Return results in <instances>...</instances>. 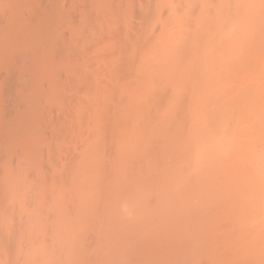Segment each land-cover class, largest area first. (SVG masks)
<instances>
[{
	"label": "bare ground",
	"instance_id": "6f19581e",
	"mask_svg": "<svg viewBox=\"0 0 264 264\" xmlns=\"http://www.w3.org/2000/svg\"><path fill=\"white\" fill-rule=\"evenodd\" d=\"M11 1H12V3H10ZM100 1L101 0H95V1L93 0L92 2H94L95 5L97 2L98 7H99V6H102L101 3L103 4L104 0L101 2ZM106 1H104V2L106 3ZM119 1H117V2H119ZM125 1L126 0L123 1L124 3L122 2L123 6L125 7V4H126L127 5L126 8H129V9L127 11L126 8H124V7L122 8L123 9L122 11H125V13H126L125 14L126 17L124 15H122L123 16L122 20L124 22L123 26L125 27V29H122V30L125 31V34L127 33L126 36H127L128 40H130L129 42L131 44L127 42L128 40L126 42L125 41L121 42L118 40V38L116 40H114L113 44H112V42L109 43L110 45L111 44L114 45L113 47L111 46L112 48H114V52H112V48H109L108 51L110 49L111 50H110V53L107 52V53H109V54H107L108 60L105 57L103 59H104V61L111 62V63H108L107 65L105 64L106 66H104L106 68L110 66L109 69L108 68L107 69L111 70V72L107 70V73L110 74L111 77L106 74L108 76L107 77L104 74V76L107 77L108 80L102 79V81H99V83H98L99 87L102 85V88H104V89L108 88V91L104 90L102 88L99 89V87H97L98 84H95L96 87H95L94 93H91L93 91L89 92L88 91L89 89L87 90V92H89L90 95L91 94H93V95L90 96V95H87L89 93L84 92V94L86 93V95H85L86 97L87 96L91 97V98L90 97L86 98V99H89V100H86V103H85L86 108H85V104H83L85 102L84 94H83V101L84 102L81 100L82 102L81 101L80 102L82 104H80V102L78 101V106L80 107V109L85 108L84 112H83V110H81V112L83 114L80 112V109H79L80 116H81V114L85 115L84 117L81 116L82 121H79V122L82 123L84 120H86L85 123L86 122H87V124L89 123L88 125L86 124V128H87V126L89 127V130L86 129L87 132L89 131V133H87L86 136L89 135V137H91V139L89 141V137H86L84 135V134H86L85 129H84L83 130L84 134H82V135L85 136V138H86L85 141L88 140L90 142L89 143L87 141L88 142V144H87V142L84 143L85 141L83 142V140H81V142H83L85 146L88 145L87 148L83 144L81 147L82 152H85L84 150H86V149L88 150V151H86V155H85V153L83 154L80 152L82 154V157L84 155H85L84 157H86V158L83 157L80 159L83 162V165L85 164V166H81L82 164H80L78 162L80 160H78V161L76 160L79 163V165L74 162L76 165H75V167L72 166V167H74L73 169H75L77 167H81V168H79L80 170H78V171H80L79 173L81 174V176L79 174V177H77L78 171H76V169H75V171L77 173L74 174L75 171L72 169V167H71V170L66 174L64 172H62L63 170L64 171L67 170L66 167H64V168L61 167V168H63V170L61 171V169H59V172H58L57 168H55V169L51 168V170L52 169H54V170L57 169V170L55 171V173H54V170L46 172L47 174L50 172H51L50 174H52V177L50 180L53 183L50 182L51 183L50 184V183H48L49 181H47L50 178L49 177L50 174H48L49 175L48 176L45 173L44 174L45 177H44V175H42L44 173V170H41L42 168H34V169H37L36 170L37 175L40 174L41 172H43L42 174H40L38 176H42L44 179L37 177V176H34L35 178L33 176H30V175L29 176L33 177L36 180L35 181L32 178L34 183H36L39 186L40 185H43V186H41L42 191L40 190V187H38V189L36 188L38 190V192L37 191L34 192L33 187H32L31 192H30L29 188L31 186L29 185V183L31 182V180H29L28 183H27L28 179H26L25 182L23 181V180H25V178H28L27 177L28 174L26 175L27 172L25 173L26 169L24 170V168H27V167L23 166V165H26V163H28V161L25 160L26 161L25 164L21 161L22 162L21 167L22 168L24 167L22 169L24 171L23 175H25L24 179H23L24 176H22V171L20 170L21 168L20 167L17 168L20 170V173H21L20 176L22 177L23 180H20L21 177L19 178V176H18L19 173L16 172V175L18 177H16V175L14 176L11 174V173L15 174L14 171L16 170L15 168H12V166H9L11 164H9L7 166L6 164L3 163L4 165H2L5 167L4 168L2 167V169H1V170H3L1 172H4V173H3V175H0V178H2V179H0V181H1L0 184L1 185L5 184V186L7 187L6 192L8 193V196H7V193L4 191L6 193V195L4 194L6 196V197L4 196V198H8V199H6L7 203L6 204L3 203L2 205L7 206V204H8L10 207L12 206V210H13L15 205L20 206L21 204H23L24 203V202H22L23 200L25 201V199H26V201L27 200L29 201L32 197L27 199V198H25V196L26 197L30 196V195L33 196L32 192L35 193L33 196L35 201H33L32 199L30 200V201H32V203L34 202L33 205H29L30 207L33 206V211L32 210L31 211H24L23 210L24 212H22V208H20V207L23 205H26V203H28V201L25 204L18 207L19 210H15V209H17V206L13 210V212L16 211L15 213H17V214H18V212H19V214H21V213L25 214V212H26L25 215L28 217L27 218L28 223H26V226L23 223V221L21 223V220L26 218L24 214L23 215L21 214L22 216H24V218H21L20 220L16 219L17 220L16 223L19 222L20 224H22V226L20 224H17V225H20L21 228L20 227L17 228L18 227L17 225H16L17 227L14 226L15 221L13 223V219H15V218H13V214H8L10 211L12 212V210L8 211L10 209L9 206H8L9 209L7 210L8 211L7 214H3V213H6V211L3 212L0 209V213H1L0 214V264H60V263L63 264V262L66 261L67 259L64 260L63 262L61 260H63V258H62L63 256L65 259L66 253L63 252L62 254L59 255L58 251L62 252V250L65 249L69 245L68 243H71V246L75 243L77 244V241H75V240H78V239H79L78 243H79V241H80V243H82L81 241L87 239L85 242H87L89 244L91 242V241L88 242L90 240L89 238H91V240H93V241L95 239L100 240L101 234L99 235V233H101V231L102 232L103 231H106V232L109 231L106 234L109 237V238L106 237V240L109 243L107 241L101 240L100 241L101 243H99V244H101L102 247L104 246L105 248H106V246H105L106 243H107V246L111 245V243L116 244L115 246H113V245H111L112 247L110 246L111 248L116 247V249L114 250L115 252H117L116 250H118L119 247L121 246L120 252L123 251L124 253H126V255L124 253L117 255V253H119V252H117L115 254V252L113 250H110L111 248L109 250L107 249L109 247H107L106 249L108 250V252L112 251L114 253V255L119 256V259H120L121 255L123 257L125 255L126 258L125 257L124 258L127 259L128 255L130 253L131 255H129L130 258L128 257V260H129L128 264L131 262L130 260L133 258L135 260L133 259L132 261L135 262L136 264H142L144 262L147 263L146 260H148L147 258H149L148 257L149 255L151 258V256L154 255L153 252H157V250L159 248H161V251H162V247L164 249L165 248L164 246H166V245H168V247H171L169 250L172 249L174 251V253H176V257H174L175 256L174 253H173L174 256L172 253L170 254L171 251L167 250L168 247L166 246L165 249L169 252V253H167V251H165L166 255L162 254V252L165 253L164 251L161 252L158 250L159 251L158 253H161L162 255L166 256V257L164 256L165 259L163 258L162 255L155 253L159 256L155 255L152 257L151 262H153V264H177V262L179 263L181 259L180 260L178 259L179 260L178 261L176 258L182 257V256H180V254H181L180 251H182V253H183V250H185L186 257L188 258L189 264H197L198 260H200L202 258L205 259L204 261H206L208 259L207 264H264V0H154L153 2H156V4H155V7L153 9L150 7V5H147L150 2H152V1L149 2V0H148L149 3H147V1L144 3V1L138 0L140 2L139 5L141 7L135 6L139 3L138 2L136 4L135 0H133L134 3L133 2L130 3V1H132V0H130V1L127 0L128 2L127 1L125 2ZM6 2H8V1L0 0V7L4 8L3 10H6L5 9L6 7H2ZM50 2L53 3V1H50ZM9 3L12 4V5H10L11 6L10 10H12L11 12H14L15 15L22 13V11L20 12V10H21L20 5L22 4V8H23V2L22 3L20 2V5L18 4V7L20 8V10H19V8H16L17 3L14 5L13 0H10ZM113 3H114V1H113ZM127 3H129L131 5H129ZM31 4H34V3H31ZM145 4H146V6H149L148 8L146 7L147 10L149 8H151V9H149V11L152 10V13H148V11H146L144 9L147 12L146 13L147 17H149L148 14L151 16L149 18L150 20L148 18H146L148 20V21H146L147 24L144 23V21H145L144 17L146 14H145L144 10H141L142 8L145 7ZM36 5H38V3ZM95 5H94V7H95ZM12 6H15V9H17L19 12L17 13L12 8ZM75 6H77V5H75ZM133 6H135L134 9L132 8ZM27 7H29V6H27ZM43 7H45V6H43ZM47 7H48V5H47ZM66 7H68V6H66ZM136 7H137V9L140 8L139 10H141V12H139V13L141 16L142 15L143 16L140 19L138 16L139 14H136L138 16V19H140V20L135 22V19L133 20V17L135 15L131 17L130 14H128V13L132 12L131 15L133 13L135 14L134 10L136 9ZM59 8H61V6L58 7V9ZM96 8H97V5H96L95 9ZM110 8H112V7H110ZM116 8H117V6H116ZM98 9L100 10V8H97V10ZM3 10H1V11H3ZM55 10L56 9H54V12H55ZM97 10L95 12H97ZM107 10H109V9H107ZM11 12H10V14H11ZM43 12H45V11H43ZM23 13L25 14V10L23 11ZM60 13L61 12H59V14ZM35 14L36 13H34L33 15H35ZM127 14L129 15V19H130L131 23L133 20L135 22V24H137V25L140 24V26H137V25L133 24L134 22L132 23L133 25H135L134 26L135 29H133V31L134 30L136 31L138 29L141 30V32L138 31L139 34L136 33L133 36V31L132 32L130 31V33H128L129 31L127 32L126 29L127 28L129 29V26H128L129 22H127V20H128ZM13 16H14V14H13ZM18 16H16V18ZM83 16L85 17V15H83ZM105 16L107 17V15H105ZM105 16H103V18ZM109 16H110V14H109ZM114 16H115V14H114ZM122 16H120V17H122ZM12 17L10 18V20H8V22L10 21L9 23H11V24H13L12 22L14 21L13 20L14 18L12 19ZM23 17H25V16H23ZM124 17H125V20H124ZM16 18H15V20L19 23V24H16L17 22L14 21V23L16 22L15 24L17 25V30L14 29V27H12L11 28L12 30L11 29L10 30L12 31L13 37H15L14 39H16L17 37H19L18 39H21V37L19 36V33H21V30L19 29L20 30V32H19L18 26L21 25V22H23V21H22V19L17 20ZM19 18H21V16ZM28 18H29V16H28ZM28 18H27V21H28ZM31 18L33 19V17H31ZM57 18L59 19V17H57ZM60 18H61V16H60ZM87 18H89V17H87ZM32 19H30V20H32ZM39 19H40V17H39ZM43 19H44V17H43ZM58 19H55V21ZM85 20L86 21L83 20L81 25H83L84 22H85V24H86V22L88 23L89 19L85 18ZM94 20H95V18H94ZM118 20L121 21L120 18ZM19 21H21V22H19ZM113 21L114 20H112L111 22H113ZM44 22H45V20H44ZM49 22H51V21H49ZM125 22L127 24H125ZM137 22H139V24ZM140 22L141 23L143 22V23L141 24ZM24 23H25V25L27 24L28 26H25ZM90 23L87 25H90ZM131 23H130V25H131ZM161 23H162V26H159V25H161ZM22 24H23V30H25L26 28H27V30L30 29V28H28L29 22L27 23L25 21ZM32 24L35 25V23H32ZM65 24L66 23H64V25ZM69 24H68V27L69 26L71 27L72 25H69ZM107 24H110V23H107ZM115 24H117V23H115ZM144 24L146 25V27L143 26ZM147 25H149V26H147ZM37 26H39V24ZM61 26H63V25H61ZM83 26L81 27V29L84 28ZM98 26H100L102 28L101 24L100 25L98 24L97 28H96L97 30L100 28ZM153 26H155V28ZM4 27H6V26H4ZM19 27H21V26H19ZM56 27H55V29H56ZM73 27L74 26H72V28ZM137 27H138V29H136ZM157 27H158V29H157ZM0 28L4 29L3 27H0ZM112 28H114V27H112ZM2 29H0V33H2L0 35L2 37L3 36L8 37L10 34L7 33V30H6L7 27H6V29H4L6 33L4 31H2ZM73 29H75V27ZM106 29H108V28H106ZM118 29H116V30H118ZM145 29L148 31L155 30V32H156V33H154L155 36L154 37L152 36V38H150V41H149V37H151V35L150 36L147 35V38H144V37H146L144 34V36L141 37L143 35L142 32ZM15 30L19 33L17 34V32ZM84 30H85V28H84ZM84 30H81L80 34H83L81 32H83ZM94 30H95V28L93 30H91V32H94ZM97 30H95V31H97ZM104 30H105V28H104ZM88 31H89V29H88ZM124 31H122L123 34H124ZM32 32H33V30H32ZM34 32H35V30H34ZM34 32L31 33V35L32 34L34 35ZM66 32L68 33V31H66ZM77 32L78 33H76V32L75 33L79 35V30ZM104 32H106V31H104ZM115 32H117V31H115ZM15 33L18 35L17 37H16ZM28 33L30 34V30L28 31ZM50 33H51V31H50ZM73 33H74V31H73ZM96 33L97 32H94V35L92 33V36L89 34V36H91V38L88 36L87 39L90 38V41H91L92 37L96 36L95 35ZM107 33H109V32H107ZM3 34H8V35H3ZM110 34L109 35L107 34V35L110 36ZM113 34H111V36ZM123 34H122V36L124 37L125 35H123ZM129 34H130V36H129ZM137 34L139 36H137ZM140 34H142V35H140ZM12 35H11V37H12ZM28 35L24 36L23 40L25 41V43L22 44L20 42L19 44L21 46L24 45V48L26 47V48H28V50L30 49L29 51L34 53L35 51H37L39 49L36 46L37 50L35 49V51L33 52V50L31 49L32 48L31 46L33 44L32 42L30 43L31 46L30 45L28 46V42H27L28 40H25L28 37L30 38V35L29 36ZM38 35H39V39H40L41 34H38ZM57 35H55V36H57ZM87 35H88V33H87ZM105 35H104V37H105ZM131 36H133V37H131ZM37 37H38L37 34H35L34 38L36 41L38 39ZM113 37L114 36H112V39L116 38V36H115V38H113ZM134 37H136L137 39L139 38L138 40H141V41H138L137 43L132 41L131 39H133ZM12 38L8 39V40H14ZM41 38H43V36ZM129 38H131V39H129ZM0 39L2 40V38H0ZM7 39L4 43H1V44L4 45L7 42ZM30 40H31V38H30ZM42 40L43 39H40V41H42ZM59 40H61V39H59ZM122 40H124V39L122 38ZM3 41H4V39H3ZM44 41L45 40H43L42 42H44ZM90 41H89V43H91ZM115 41H116V43H115ZM33 42H34L33 45L35 46L36 42L34 40H33ZM139 42H142V43H139ZM9 43H11V42H9ZM97 43H99V42H97ZM123 43H125V47L123 48V46H122V48L119 49L121 46L119 44H123ZM19 44H17V45H19ZM46 44H47V42H46ZM48 44L46 46H48ZM3 45H2V47H3ZM141 45H143L144 47L146 46L145 48L142 46V48H141L142 51L140 49ZM83 46H81V47H83ZM116 46H118V47H116ZM0 48H1V46H0ZM21 48L24 49L23 46ZM21 48L19 47L20 51H21ZM116 48H117V51L115 50ZM16 49H18V48L16 47ZM51 49H53V48H51ZM137 49H139L140 52ZM5 50L3 52V56H1V53H0V58H2V57L8 58V56L4 55L6 53ZM28 50L25 49V51L27 53H28ZM103 50L106 51L105 48ZM0 51H2V49H0ZM25 51H23V52H25ZM105 51H103V52H105ZM115 51L117 52V54ZM23 52H21V53L25 55L26 52L25 53H23ZM118 52H120L121 54ZM36 53H38V52H36ZM69 53H70V50H69ZM113 53H114V55H113ZM122 53H124V54H122ZM135 53H136V55H134ZM29 54L31 55V53H29ZM40 54H39V57H40ZM109 55L115 56V58H116V59L114 58L115 62L116 61H117V63L119 62L118 64H120V65L116 64L114 62V60L110 61ZM119 55L121 56V58L122 57L124 58V61H122L123 58L121 59L122 64L119 61L120 59L118 60ZM131 55H133V57H136V58H131L132 57ZM127 57H129V58H127ZM93 58H91V59H93ZM8 59H6L7 61L6 60L5 61L8 62ZM34 59H36V58H34ZM0 61H3V60L0 59ZM10 62L11 61L8 62L9 65H10ZM46 62L44 61V63H45L44 66L46 65ZM56 63H57V61H56ZM66 63L67 62L65 61L64 65ZM68 63H70V62H68ZM123 63H125V65ZM47 64H48V62H47ZM111 64L113 65V68L111 67L112 66ZM114 64L118 65V67L115 66ZM69 65L73 66V63H70ZM100 65L102 66L103 64L101 63ZM123 65H124V67H122ZM91 66H92V64H91ZM119 66L122 67L121 71H118V70H120ZM67 67H69V66H67ZM40 68H42V67H40ZM49 68L50 67H48V69ZM63 69L61 71H63ZM66 69H68V68H66ZM69 69H70V67H69ZM83 69H85V68L83 67ZM130 69H131L130 72H132V74H134L136 77L131 76L130 73H129L128 77H126L127 74L125 72H127ZM94 70H95V68H94ZM115 70L117 71V73H115ZM50 72H52V71H50ZM100 72H102V70ZM121 72L123 73V75ZM102 73H104V72H102ZM111 74H113V75H111ZM49 75H51V74H49ZM97 75H98V72H97ZM115 75L117 76V78ZM40 76H41V74L38 75V77H40ZM119 76H121L122 78ZM29 77H31V76H29ZM89 77H91V76H89ZM118 77L121 78V79H119V80H121V82L119 80H117ZM109 78L111 79V81L109 80ZM132 78H134V81L132 82V86H134V89L138 86V88L134 91H132V88L130 86H128L130 84V81L132 80ZM60 79H59V81H60ZM97 79L99 80V78H97ZM50 80H51V78H50ZM57 80L55 79L56 82H57ZM122 80L123 81L126 80L125 81L126 83L125 82L123 83ZM136 80H138L137 84H136ZM109 81H110V83H108V85H107L106 82H109ZM117 81L120 82V83L118 82V84H123V85H120V87H119V85L117 84ZM60 82H59V84H60ZM95 82H97V81H95ZM111 82H114L115 85L118 87V89L113 83L111 84ZM2 83L7 85L8 82L7 83L2 82ZM26 83H27V81H26ZM61 83H63V82H61ZM46 84L48 85V83H46ZM63 84H61V86ZM124 84L125 85L127 84V85L125 86ZM105 85H107L108 87ZM8 86H10V85H8ZM24 86H25V83H24ZM26 86H27V84H26ZM51 86H52V84H51ZM109 86H115L116 88L114 87V89H116V90H113L112 89L113 87H109ZM34 87H37V86H34ZM47 87H49V86H47ZM122 87H124V88H122ZM125 87H127V88H125ZM1 88H3V85ZM1 88H0V90H1ZM50 88L47 89V90H49V92L51 90ZM96 88L99 89L98 90L99 92H95ZM110 88L112 89V91ZM125 89L126 90L130 89V90L125 92ZM4 90H6V89L4 88ZM9 90H11V89H9ZM29 90H30V88H29ZM68 90H69V88H68ZM100 90H102V92ZM41 91H39V92L41 93ZM55 91H57V90L55 89ZM72 91H74V89ZM105 91H107V92H105ZM121 91H123V92H121ZM21 92H22V90L20 91V93ZM128 92H130V93H128ZM132 92L134 93L133 95H131ZM99 93H100V95H99ZM101 93H104V96ZM119 93L121 95L123 94L122 95L123 98H121V95ZM43 94H44V92H43ZM75 94H77V93H75ZM94 94L95 95L98 94V95H96L97 97ZM41 95H42V93H41ZM106 95L108 98L107 100L105 99ZM109 95H113V96H110V98H109ZM126 95H127V97H126ZM100 96H102V98H104L103 100H105L104 105L102 104L103 100L101 99ZM130 96L133 98L130 99ZM56 97L53 94V95H50L49 98L53 102V99L55 101ZM112 97H114V98L118 97V98H117V100L115 99V102H114V100H113L114 98H112ZM92 98H93L94 102H92L93 101V100H91ZM46 99L48 100V98H46ZM126 99L129 101H127ZM109 100H110L111 104L109 103ZM130 100H131V104L129 106L128 102H130ZM71 101H73V100H71ZM87 101H88V103H87ZM96 101H99L100 103L96 102ZM118 101L120 102L121 107L118 105V103H117ZM121 101H122V103H121ZM91 102H92L93 106H92ZM95 102L99 103V104H97L95 106V104H94ZM106 102H107V104L109 103L108 106H107ZM113 102H114V104H113ZM125 102L127 103V105ZM68 104H69V101H68ZM89 104L91 105V108H90ZM62 105H65V104H62ZM81 105L82 106L84 105V106L82 107ZM23 106H25V105H23ZM102 106H104V108ZM106 106L108 108H109V106H111L110 108L113 107V109L110 110V108H109V109H107L108 110L107 111ZM118 106L120 108H117ZM122 106H124V107H122ZM79 107L76 108V112H78L77 110ZM125 107H126V110L124 111ZM95 108H97V109L99 108V111L103 110V112L102 113H101V111L98 112V110H96ZM121 108L123 111L121 110ZM0 109L3 110L4 108H0ZM86 109L89 111V113L86 112ZM90 110H91V113H90ZM15 111H17V109ZM57 111H58V109H57ZM114 111H116V112L118 111V112L116 113ZM119 111H121V112H119ZM2 112H4V111H2ZM110 112H112V113H110ZM59 113H60V111H59ZM74 113H75V111H74ZM74 113H73V115H75V114L77 115V113H75V114ZM103 113L105 114L104 115L105 117H103ZM114 113H116V114H114ZM118 113H119V117H118ZM125 113H126V115H125ZM19 114H21V113H18V115ZM64 114H66V113H64ZM89 114H91V115H89ZM99 114H101V116H99ZM108 114H109V116H108ZM128 114H129V116H127ZM78 115H79V113H78ZM92 115H93L94 119H96V118L97 119H96V121L92 120L91 124H90V120H91L90 118ZM116 115L118 118L116 117ZM44 116H46V115H44ZM72 116H71V120L74 117V116L73 117ZM77 116H75V117H77ZM19 117H20V115H19ZM47 117H49V115ZM85 117H86V119L83 120V118H85ZM88 117H90V118H88ZM100 117H103V119L105 118L104 119L105 122ZM109 117H113V118L110 119ZM120 117L122 119H120ZM77 118H79V116ZM98 118H99V120H98ZM15 119H17V116ZM20 119H22V118L20 117ZM48 119L50 120V118H48ZM123 119L124 120L129 119V120H128V122L125 121V123H124ZM12 120H13V117H12ZM12 120H10V121H12ZM36 120H37V118H36ZM66 120L67 119H65V121ZM50 121H52V120H50ZM97 121H99V122H97ZM129 121L131 123H129ZM27 122H28V120H27ZM71 122L75 123V121L74 122L70 121V123ZM109 122H111V124ZM15 123L16 122L14 121V125H16ZM118 123L120 124L119 127L116 126V125H119ZM50 124H53V123H50ZM93 124L94 125L96 124L97 127H96V125L94 127ZM98 125L102 126V127H99ZM110 125H112L113 127ZM33 126H35V125H33ZM58 126H60V125H58ZM73 126H72V128H73ZM75 126H76V124H75ZM78 126H80V125H78ZM82 127H84V125ZM82 127H80L79 129L81 130ZM90 127L93 130H95V129L98 130V128H99L98 132L99 133L101 132L100 138H102L103 135L105 137V134L108 135L111 132L110 135L106 136V138L107 137L110 138V141H109L110 143H106V142H108L106 138H105L106 141L100 140V141H103L104 145H106V144L111 145V142H112V145L110 147H112L113 149L115 147V149H114L115 154L113 153V149L109 148L112 151V152H110V154L113 153L115 156L114 157L113 154L110 155L111 158L108 156L107 159L111 162L107 161V159H105L106 157L103 156L105 154L107 156L108 155L107 153L110 150L107 152L108 149L106 150L105 146L102 147L101 145H103V144H101V142L99 145V141H97V140L95 141V138L93 136V133H95V131L92 132V129ZM10 128H12V127H10ZM33 128H35V127H33ZM55 128H56V126H55ZM68 128H71V127H68ZM106 128L108 130H106ZM1 129H3V128H1ZM5 130H7V132L11 133V131H8L9 129H5ZM5 130H3V131H5ZM107 131H110V132H107ZM120 131H122V132H120ZM59 132H61V131H59ZM81 132L82 131L78 132V137H79V135L82 137V135L79 134ZM102 132H104V133L102 134ZM117 132H118V134L116 136ZM68 133H69V131H68ZM26 135H27V133H26ZM57 135L59 136V134H57ZM61 135H63V134H61ZM73 135H74V131H73ZM34 136H36V135H34ZM39 136H41V135L39 134ZM92 136L94 138V141L92 140L93 139ZM63 137H65V133H64ZM68 137H69V135H68ZM81 137H80V139H81ZM2 138H4L3 135H2ZM70 138H73V137L70 136ZM75 138H77V137L75 136ZM85 138L82 137V139H85ZM115 138H117V139H115ZM63 140H64V138H63ZM70 140H72V139H70ZM91 140H92V142H91ZM112 140H115V141H112ZM1 141L2 140L0 139V143H2ZM32 141L34 142V140H31V142ZM38 141H40V140L36 139V142H38ZM51 141H52V139H51ZM56 141L58 142V139ZM9 142H7V143H9ZM43 142L44 141H42V143ZM73 142L75 143L76 141H73ZM113 142H114V145H113ZM22 143L23 142H21V145H22ZM32 144H35V146H36V143H32ZM39 144H40V142H39ZM57 144H59V143H57ZM28 145L30 146V143ZM46 145L49 146L48 144H46ZM25 146H26V143H25ZM76 146L79 147V144H77ZM100 146L103 149L105 148L104 151H103V149H101L104 154L102 152H100L101 151ZM49 148H51V147H49ZM83 148H84V150H83ZM8 149L10 150L11 148H8ZM14 149L16 151V148H14ZM6 150L7 149H5L4 152H6ZM47 150H48V148H47ZM34 151H35V149H34ZM34 151H31L30 153L29 152L27 153V151H26V156L30 159V161H33V163H32L33 166H34V163L36 162V159H38V158H36V155H38L36 153V151H35V154L33 153L35 155V159L33 158V155L31 153ZM48 151H50V150H48ZM56 151H58V149ZM77 151H79V150H77ZM68 152H70V151H68ZM8 153H11V152H8ZM27 154H31L32 156L31 155L29 156ZM42 156H43V154H42ZM27 157H26V159H28ZM30 157H32L33 160ZM2 158L4 159V157H1V159ZM71 158H72V156H71ZM87 158H88V160L85 161V163H84L83 160H86ZM6 159H8V158H6ZM24 159H25V157L22 158L21 160L24 161ZM69 159H70V157H69ZM8 160H7V162L10 163L11 161L9 162ZM30 161L27 165L31 164ZM104 161H107L109 163L107 164ZM16 162H17V160H16ZM62 162H64V161H62ZM68 162H70V161H68ZM20 165H21V163L18 166H20ZM62 165H64V164H62ZM107 165L109 167H107ZM29 166L27 169H29ZM68 166L70 167V165H68ZM32 168H31V170H32ZM45 169L48 170L47 168H45ZM38 170L39 171L41 170V171L38 173ZM49 170H50V168H49ZM72 170H73V172H72L73 175L77 174L76 177L74 176L75 179L72 178L73 177L72 175L70 176ZM5 171H7V172H5ZM1 172H0V174H1ZM32 172H34V171H32ZM57 172L58 173L61 172V173H64L66 175L65 177H62V174H59L61 176V178H63L62 180H65V179L67 180V182L66 181H63V182L69 184L68 183L69 181L73 180V183H74V180H75V183H76V186H75V184L74 185L71 184V185H73L74 188L77 187L76 188L77 190L74 189L75 190V192H73L74 194H72V190H73L72 187H70V189H72V190H70L68 187H66L65 190L66 191H67V189L70 190L71 193L68 194V196H70L69 198L74 197L71 200H74V203L75 202L79 203V204L75 203L74 207L76 206L75 208H78L77 206H80L81 208L79 207L78 209H74L73 206H70V208L73 207L74 210L72 209V211L74 213L72 211L69 212V214H68L69 217H67V214H66L69 211V206H67V208L63 207V209H68V211L63 210L65 213L63 211L59 210L61 212V213H59L60 215L58 214V209L56 207V205L57 206L61 205L60 203L63 204L64 201H66V202H64V204L66 203L65 205H67V203H69V199L67 198L68 196H66L67 194L64 193L66 191L63 189L67 184L64 183V187H63V185L61 186L59 184V183H61V184L63 183L61 179H58L61 181L59 183H57V180H52L56 177L60 178V176L57 174ZM5 173H10V174H5ZM83 174H85V175H83ZM103 174H104L105 180H100ZM33 175H35V174H33ZM2 176H6V177L3 178ZM46 176H47V178H46ZM67 176H69V178ZM36 177L38 178V180L36 179ZM39 178H40V181L44 180V181H41L42 184L39 182ZM70 178H72V179H70ZM80 178H81L82 182H80ZM2 180H4V181L6 180V183ZM37 181L40 184L37 183ZM45 181H47V182H45ZM76 181H79V182L77 183ZM25 183H26V185H23ZM34 183H33V185H34ZM27 184H28V186H30L29 188L26 187ZM35 185H34V187H35ZM58 185H60L61 188L64 190L63 192H62L61 188H60L61 191L58 189V187H60ZM86 186L87 187L89 186V187L86 188ZM42 187H44V188H42ZM1 188H2V186H1ZM3 188H5V187H3ZM49 188L52 192H50V190H47ZM78 188H79V190H78ZM82 188H85V189H82ZM80 189L82 190V192ZM90 189L91 190L93 189V190L90 191ZM2 190H4V189H2ZM88 190H89V192H88ZM28 191L31 193L30 195H29ZM40 192L42 193L41 195H40ZM54 192H55V194H54ZM58 192L59 193L62 192V194L61 193L58 194ZM67 192L69 193V191H67ZM78 192L82 193V195L79 193L80 197L77 196ZM84 192H86L87 194H85ZM101 192H104L102 198L100 195ZM27 193H28V195H27ZM43 193L44 194L49 193V195L45 194L46 197L43 198L42 197V195L44 196ZM105 193H106V195H105ZM107 193H108L109 198L107 197ZM51 194L52 195L54 194L56 196L53 198H50ZM0 195H2V194H0ZM35 195L37 197H35ZM61 195H63V196L60 197ZM75 195H76V197H75ZM85 195H86V198L84 197ZM97 195H100L101 199L99 198V201H98L99 204L97 205L96 209L98 207L101 208L100 205H103L105 200L106 201L108 200V201L107 202L105 201L106 204L104 203L103 208H104V206L108 207L109 205L110 206L112 205L111 209H110V207H108V209H109V210L107 209L108 211L103 209V208H101L103 211L100 209H99L100 211H98V209H97V211H98L97 214L99 213L98 215L95 213V211H94L95 209H93V207H95L94 200H95V198H97ZM47 196H48V198H50V199H48L47 202H49L51 200L49 202V204H46L47 203L46 202ZM104 196H106V197H104ZM40 197L43 199H37ZM83 197L85 198V200L83 199ZM60 198L61 199L63 198V200L66 198L68 201L67 200L62 201ZM80 198H82V199H80ZM88 198H90V199L88 200ZM106 198H108V199H106ZM36 199L40 203L45 201L44 203H42V205L46 204L45 205L46 207H47V205L51 206V203H52L51 208L53 206L55 208L53 207L51 209L48 206L47 208H49L48 209L49 211L44 206L42 208H40L41 204H39L36 201ZM52 199H53V201H52ZM103 199H105V200L103 201ZM76 200H80V201H76ZM20 201H21V203H20ZM92 201H93V203H90ZM35 202H37L40 206H36ZM112 202L114 203V205ZM81 203H83V204L86 203L85 206L82 204L84 210L82 208ZM28 204H30V202ZM34 205L36 206L35 210L36 211L38 210L39 213L44 208L46 209L47 212H50V213L46 214V211H42V213H41L42 215L40 214L39 215L40 217L38 218V213L36 215V212L34 210V207H35ZM87 205L89 207H91V209L86 208ZM106 205H108V206H106ZM8 207H4V208H8ZM38 207H39V209H37ZM60 207H58V208H60ZM4 208H2V209H4ZM23 208H24V206H23ZM24 209L27 210L26 208H24ZM80 209L83 210L84 212L79 211ZM85 209H87V210H85ZM88 209H90L89 211L93 210L92 212L95 213L94 215H96L97 217L100 218V222L103 219V216H102L103 214L106 216H109V217L104 216L106 218L104 219V221L103 220L102 221L104 222L103 224L106 225L105 222L110 220V222L109 223L107 222V224L108 225L110 224L111 231L113 233L110 231V229H109L110 227L108 225H106V227H101L103 225H100V223L96 220L98 218L96 216L92 215L93 213H89ZM28 210H30V208ZM52 210L55 212L57 211V212L51 213ZM75 210H77L76 212L81 214V215L78 214V216H77V214L75 213ZM104 211H105V213L102 214V212H104ZM106 212L107 213L109 212V214L107 215ZM15 213H14V216L16 215ZM43 213H45L44 217H45V215L49 214L48 217L46 216L47 218L45 217V220L43 219L44 218ZM63 213H64V215H63ZM70 213H71V215H70ZM83 213H85V214L83 215ZM86 213L88 215L89 214L91 215V216L90 215L89 216L91 218L92 223L94 221L96 223V221H97L99 223V225L91 223L90 224L91 226H89V223H90L89 220L90 219L87 218V220H85L86 217H84L85 215L87 217H89ZM100 213H101V217H100ZM82 215H83V217H82ZM114 216L116 219L114 218ZM117 216L119 217V220H118ZM93 217L96 219H94ZM68 218H72V219L74 218V219L72 221ZM78 218L81 219L82 221L78 220ZM34 219L36 221H34ZM67 219L70 220L71 222H67ZM107 219H109V220H107ZM113 219L115 220V222ZM105 220H107V221H105ZM42 221H46V223H44ZM87 221H89V222L86 223ZM175 221H178V223L181 224V226L178 230L176 228V232L174 231L175 227H173V226H175L174 224H176V223H174ZM40 222H42V223H40ZM84 222H85V224H88L87 228L90 227L92 230H90V228H88V229H89V231H92V232H94V230L95 231L97 230V228L94 227L95 225H96V227H97V225L100 226V227H98V229H99L98 235L100 237L95 236V237H97L95 239L90 237V236L94 237V234L97 235L96 234L97 231H96L94 234L92 233V235H90V236L88 234V236H89V238H88L87 235H85V234H87L86 232L89 233V231H87L88 229L86 228V225L85 226L82 225ZM122 223H125L124 225L125 226L127 225V226L123 228ZM126 223H128V224H126ZM129 223H131V224H129ZM111 224H113V226ZM114 224H115V226H114ZM81 225L83 228L80 227ZM128 225H130V226H128ZM118 226L120 227V229L123 228L121 230H123L125 232V234H124V232H119L121 230H119ZM133 226L135 227L134 230H133ZM176 226H178V225H176ZM49 227H50V229H52L51 230V233L53 235L52 238L50 237L51 233L48 232L50 230V229H48ZM52 227H55V228H52ZM65 227H66V229H65ZM79 227L82 228V230L80 229V231H82V232L79 231ZM84 227H85V229H84ZM112 227L115 229L113 230ZM14 228L20 229V230H18L17 234L15 233V232H17V229H15V231L11 230ZM93 228H95V229H93ZM100 228H102V230ZM159 228L160 229L162 228L161 233L156 232L157 231L156 229H159ZM129 229H131V230H129ZM75 230H77L79 233L77 231L75 232ZM126 230L129 232H127ZM153 230H155V231H153ZM68 231H70V232H68ZM84 231H86V232H84ZM116 231H118V233ZM151 231H153V232H151ZM159 231H161V230H159ZM13 232H14V235H11ZM71 232H73V233L71 234ZM148 232H151V234L154 233L155 235H156V233H158L157 235L161 234V235H159L160 241H161V238L163 236L164 240H167L165 238H168V240L165 241L164 243H167V242H169V243L164 244V245L163 244L159 245L161 247L158 248L157 247L158 246L157 237H154V238L152 236L150 237V235H151L150 234L149 239L152 238L150 240L151 242L149 240L145 239L146 240L145 243L148 244V242H149V244L150 243L151 244L149 246L147 245V247H145V244H141L143 241L142 242H139V241L143 239V236H145V235L147 236ZM77 233H78V235H77ZM126 233H128V234H126ZM174 233L177 234L178 236L182 237V238H187L186 241H189V243L186 242V245H181V243H180V245H179L178 244V242H179L178 236L174 237V240H173V236H174L173 234ZM69 234H71V235H69ZM114 234H116V235H114ZM15 235H17V238L14 239L13 236H15ZM72 235H75L76 237L72 236ZM111 235H113V237ZM117 235H120L121 237L118 238L119 236H117ZM9 236H12V238L15 241L13 240V242H12L11 237H9ZM82 236L84 239L81 238ZM126 236H128L127 240L125 238ZM129 236L131 237L130 243H129V239H128V238H130ZM72 237H74V238H72ZM49 238H51V239H49ZM48 239L52 240V243H51V241L49 242ZM70 239H72V240L68 242V240H70ZM109 239L111 240V242ZM169 239H171L174 242H172V241L170 242ZM5 240H7V241H5ZM41 240H43L44 243ZM112 240H115L114 243L112 242ZM120 240H122V241L120 242ZM164 240H162V241H164ZM176 240H177V242H175ZM203 241L205 243H203ZM5 242H7L6 246L4 244ZM95 242H99V241L95 240ZM104 242H105V244H104ZM125 242H127L129 245H131L129 253H127L128 252L127 249H129V247L127 246V243L125 244ZM9 243H10V247L13 246V249L8 247ZM45 243H48V245L47 244L45 245ZM119 243L120 244L122 243V244L120 245ZM91 244H90L91 247H88V249H90V250L93 246V244L92 245ZM170 244H173L174 246H176L175 247L176 249L174 248L173 245H170ZM81 245L84 246V244H81ZM94 245H96L97 247L99 246L98 243L97 244L95 243ZM118 245H120V246H118ZM125 245L128 247L127 249H125L126 248ZM137 245H139L141 247H139ZM143 245L145 248L143 247ZM49 246H51V247H49ZM75 246H78V244ZM75 246L73 245V248H75ZM87 246H89V245H87ZM87 246H84V248L80 247V246L79 247L81 249H86L85 247H87ZM122 246H124L125 248ZM151 246H152V248H151ZM79 247H77V248L80 249ZM131 247L133 249L132 251H131ZM138 247L140 248V250L144 249L143 251L145 254L150 253L149 255H146L147 256L146 259L144 258V256H143V258H140V256L142 257V255H141L142 253H140V251L138 252V250H139ZM153 247H155V248L157 247L156 248L157 250L155 251V248L153 250ZM8 248L12 249V251ZM94 248H96V247L94 246ZM98 248L100 249V247H98ZM98 248H96L95 250H91V251L86 249L83 251V254L85 253L84 255H87L85 257L88 258L89 256L90 257L96 256L95 254L97 253L96 258L95 257L92 258V259H96V260L100 259L101 258L100 255L103 254L104 256L111 257V258L105 259V257H103V258H101L102 260L100 259L101 261L99 260L100 262H102L103 264H105L106 262H108L109 264H112L111 262L114 263V261L112 259L113 258L112 252H111V254H110V252L107 253L105 250H103L105 248H103L101 250L103 252L104 251L105 252L99 255V253H101V250L98 251L97 250ZM148 248L150 249L149 250L150 252L147 251L148 252L147 253L145 251L148 250ZM3 249H4V252H3ZM73 250H75V249H73ZM96 250L98 252H95ZM125 250H127V252ZM85 251H87L88 254H89L88 251H90V253L92 252V255H94V256H91V254L88 256V254H86ZM7 252L9 254H7ZM72 252H71V254H73ZM78 252L77 251L74 252V255L72 256L70 254V251L67 250V253H68L67 255H70V256H68V261L70 262V264L73 263L71 260L74 261L73 264H75V262L77 264V262L80 261L78 258L80 256H78V255L82 254L81 253L82 250H78ZM76 253H78L77 254L78 261L75 257ZM105 253H107V255ZM108 254H110V256ZM169 254L172 255V258H170L171 257L170 256L169 259H167L168 258L167 255H169ZM132 255H134V256H132ZM98 256H100V257H98ZM200 256H201V258H199ZM59 257L62 259H59ZM85 257H82L81 259L83 262L81 261L78 264H88L89 261L92 264H94V263L100 264V263H97V262H99L98 260H97V262H96V260H95V262H93V260L87 261L88 259H86ZM90 257H89V259H90ZM158 257L162 258V259H159ZM69 258H70V260H69ZM155 258H157L159 262L157 260H155ZM75 259H76V261H75ZM121 259L123 260V258H121ZM121 259H120V261H121ZM137 259L142 260V261H140L141 263L136 261ZM59 260L61 262H59ZM84 260L87 263H85ZM108 260H110V261H108ZM128 260H125V261L127 262ZM168 260H170V261H168ZM182 260L185 261L186 259L182 258ZM182 260H181V262H182ZM123 261H121V263ZM90 262H89V264H90ZM126 262H124V264ZM146 263H144V264H146ZM185 263H187V261L183 262L182 264H185ZM64 264H67V263H64ZM115 264H116V262H115ZM132 264H134V263H132Z\"/></svg>",
	"mask_w": 264,
	"mask_h": 264
},
{
	"label": "rangeland",
	"instance_id": "374dc122",
	"mask_svg": "<svg viewBox=\"0 0 264 264\" xmlns=\"http://www.w3.org/2000/svg\"><path fill=\"white\" fill-rule=\"evenodd\" d=\"M5 1H8V2H6L2 7H6L5 9L6 10H3L4 8H1L0 7V27H3L4 29H6V27H7V33H9L10 35V37L8 38V37H5V36H1L0 35V38H2V40L0 39V46H1V48L0 49H2V51H0V53H1V56H3V52H4V50H5V56H8V58L10 59H8L7 57L5 58V57H2V58H0L1 60H3V61H0V88L2 87V85H3V88H1V90H0V108H4L3 110H1L0 109V129L1 128H3V129H1L0 130V139L2 140L1 142L2 143H0V172L1 171H3V170H1L2 169V167L4 168L5 166H2V165H4V164H6L7 166L9 165V164H11V165H9V166H12V168H15L16 170L14 171L15 172V174H13V173H11L12 175H16V172L17 173H19L18 174V176H19V178L21 177L20 175H21V173H20V170L22 171V176H24L23 177V179L25 178V175H23L24 174V171L22 170L23 168L21 167L22 166V162L25 164L26 163V161H28V163H29V161H30V159L26 156V151H27V153L29 152H31V151H34V149H35V151H36V153L38 154V155H36V158H38V159H36V164L34 163V166L32 165V163H33V161H30V163L31 164H29V165H27L28 163H26V165H23V166H26L27 168H28V166H29V169H27V168H24V170H25V173H26V175H27V177L28 178H25V180H23L22 179V177H21V179L20 180H23L24 182L26 181V179H28L27 180V183L29 182V180H31V182L33 181V179L35 178L34 176H37V177H40V178H43L42 176H38V175H40V174H42L43 172H41L40 174H36V170L37 169H34V168H42L41 170H44V173L42 174V175H44L46 172H49V171H52V170H54L55 168H57L58 169V172H59V169H61V171L63 170V168L64 167H66L67 168V170H63L62 172H64L65 174L66 173H68L70 170H71V167L72 166H74L75 167V163H77L78 165H79V163L80 164H82L81 166H85V164L83 165V162L80 160L81 158H83L85 155H86V151H88L87 149L86 150H84V148L86 147L87 148V146L88 145H84V143H86L87 141H85L86 140V138H85V136L87 135V133H89V131L87 132L86 131V129L87 130H89V127L87 126V128H86V124H87V122L85 123V121L86 120H84V119H86V117L85 118H83V122L81 123V122H79V121H82L81 120V116H85V115H82L83 113L81 112V110H83V112H84V110H85V108H86V100H89V99H86V98H89L91 95H93V94H91L90 95V91H93V92H91V93H94V90H95V84H98L99 83V81H102V79H106V80H108L107 79V75H109L110 76V74H108L107 73V70L109 69V67H104V66H106L108 63H111V62H107V61H104V57L105 58H107V60H108V55L107 54H109L110 53V50L108 51V49L109 48H112L114 45H112L113 44V42H114V40H116L117 38H118V40L119 41H121V42H126L127 40H128V38H127V36H126V34H125V31L124 30H122V29H125V27L123 26V16L122 15H124L125 17H126V13H125V11H122L123 9V1L124 0H104V1H106V3L103 1V0H101V1H103V4L101 3V5L102 6H99L98 7V4H97V2H96V5H97V8H100V10L98 9L97 10V8L95 9V7H96V5L94 4V2H92L93 0H13V3H14V5L17 3V6H16V8H19L18 7V4L20 5V2L22 3L23 2V8H22V4L20 5V8H21V10H20V8H19V10H20V12L22 11V13H20V14H16L15 15V13L14 12H11L12 10H10V8H11V6L10 5H12V4H10V3H12V1L9 3V1L10 0H5ZM20 1V2H19ZM37 1V2H36ZM50 1H53V3L52 2H50ZM65 1V2H64ZM77 1V2H76ZM83 1V2H82ZM95 1V0H94ZM100 1V2H101ZM113 1H114V3H113ZM117 1H119V2H117ZM127 1V0H126ZM125 1V2H126ZM130 1V0H129ZM141 1V0H140ZM142 1H144V3L147 1V3H149L150 1H152V2H150L149 4H147V5H150V7L153 9L154 7H155V4H156V2H153L154 0H149V2H148V0H142ZM64 2V3H63ZM123 2V3H122ZM128 2V1H127ZM133 2V0L132 1H130V3H132ZM135 2H136V4L139 2L138 0H135ZM29 3V4H28ZM31 3H34V4H31ZM38 3V5H36ZM44 3V4H43ZM99 3V2H98ZM111 5H110V4ZM134 3V2H133ZM26 6H25V5ZM73 4V5H72ZM88 4V5H87ZM95 5V7H94V5ZM107 6H106V5ZM109 4V5H108ZM122 4V5H121ZM127 4H129V3H127ZM140 4V2L137 4V5H135V6H140L139 5ZM31 5V6H30ZM47 5H48V7H47ZM51 5V6H50ZM61 6V8H59L58 9V7H60ZM64 5V6H63ZM75 5H77V6H75ZM100 5V4H99ZM129 5H131V4H129ZM153 5V6H152ZM27 6H29V7H27ZM34 6V7H33ZM43 6H45V7H43ZM63 6V7H62ZM66 6H68V7H66ZM75 6V7H74ZM112 7V8H110V7ZM116 6H117V8H116ZM122 6V7H121ZM135 6H133L132 8L134 9V7ZM31 7V8H30ZM33 7V8H32ZM108 7V8H107ZM121 7V8H120ZM127 7V5L125 4V7L124 8H126ZM129 7V6H128ZM137 7H136V9H137ZM141 7V6H140ZM143 7V6H142ZM149 7V6H146V4H145V7L144 8H142L141 10H146V11H148V13H152V10H150L149 11V9H151V8H149L148 10H147V8ZM12 8L18 13L19 11L17 10V9H15V6H12ZM66 8V9H65ZM83 8V9H82ZM106 8V9H105ZM120 8V9H119ZM54 9H56L55 10V12H54ZM79 9V10H78ZM107 9H109V10H107ZM128 9L129 8H126V10L128 11ZM134 10V12H135V14L133 13L132 15H131V13H128V14H130V16L132 17V16H134L133 17V20L135 19V22L136 21H139L141 18H142V16L140 15V13L139 12H141V10H139L140 8H138L137 10ZM1 10H3V11H1ZM10 10V11H9ZM13 10V11H14ZM25 10V14L23 13V11ZM28 10V11H27ZM39 10V11H38ZM67 10V11H66ZM97 10V12H95ZM103 10V11H102ZM121 10V11H120ZM144 10V12H145V14L147 13L146 11ZM31 13H30V12ZM36 11V12H35ZM43 11H45V12H43ZM71 11V12H70ZM111 11V12H110ZM114 11V12H113ZM130 11V10H129ZM10 12H11V14H10ZM36 13L35 15H33L34 13ZM54 12V13H53ZM59 12H61L60 14H59ZM86 12V13H85ZM123 12V13H122ZM137 12V13H136ZM143 12V11H142ZM44 13V14H43ZM89 13V14H88ZM112 13V14H111ZM121 13V14H120ZM13 14H14V16H13ZM27 14V15H26ZM67 14V15H66ZM71 14V15H70ZM109 14H110V16H109ZM114 14H115V16H114ZM127 14V22H129V29L127 28L126 30H127V32L128 33H130V31L132 32L133 31V29H135L134 28V26L135 25H137V24H135V22L132 20V23L133 24H135V25H133L132 23H131V21H130V19H129V15ZM136 14H139L138 16H139V18L140 19H138V16L136 15ZM144 14V13H143ZM13 17H12V16ZM40 15V16H39ZM61 16V18H60V16ZM63 15V16H62ZM83 15H85V17L83 16ZM105 15H107V17L105 16ZM113 15V16H112ZM12 17V19L14 20V21H16L15 20V18H16V16H18L16 19L18 20V19H22V21L23 22H29V27L28 28H30V29H28L27 30V28L25 29V30H23V22H21V21H19V22H21V25H19V26H21V27H19L18 26V30L20 29L21 30V33H19L20 32V30H19V32H17L16 30H17V25L16 24H19L17 21V23L15 24L14 23V21L12 22L13 24H11V23H9L8 22V20H10V18ZM21 16V18H19ZM23 16H25V17H23ZM27 16V17H26ZM28 16H29V18H28ZM36 16V17H35ZM38 16V17H37ZM51 16V17H50ZM103 16H105L104 18H103ZM120 16H122V17H120ZM148 16L149 17H147V14L145 15V17H144V23L145 24H147V22L146 21H148L146 18H150L151 16L148 14ZM31 17H33V19L31 18ZM39 17H40V19H39ZM43 17H44V19H43ZM56 17V18H55ZM57 17H59V19L57 18ZM82 17V18H81ZM87 17H89V18H87ZM111 17V18H110ZM113 17V18H112ZM118 17V18H117ZM125 17H124V20H125ZM27 18H28V21H27ZM85 18L86 19H89V21L91 22H89L88 21V23L86 22V24H85V22L83 23V25H81V23L83 22V20L84 21H86L85 20ZM91 18V19H90ZM94 18H95V20H94ZM100 18V19H99ZM106 18V19H105ZM116 18V19H115ZM121 19V21H119L118 19ZM30 19H32V20H30ZM55 19H58V20H56L55 21ZM62 19V20H61ZM69 19V20H68ZM78 19V20H77ZM83 19V20H82ZM105 19V20H104ZM108 19V20H107ZM44 20H45V22H44ZM54 20V21H53ZM112 20H114L113 22H111ZM150 20V19H149ZM49 21H51V22H49ZM76 21V22H75ZM95 21V22H94ZM104 23H103V22ZM106 21V22H105ZM119 21V22H118ZM47 22V23H46ZM100 25L101 24V26H102V28L100 27V26H98V27H100L98 30L96 29L97 28V23ZM32 23H35V25H33ZM64 23H70L69 25H72V26H74L75 27V29H73L72 28V26L70 27H68V24L66 25H64ZM78 25H77V24ZM90 23V25H87V24H89ZM107 23H110V24H107ZM115 23H117V24H115ZM130 23H131V25H130ZM138 24H139V22H137ZM141 23V22H140ZM143 23V22H142ZM141 23V24H142ZM151 23V22H150ZM149 23V24H150ZM39 24V26H37ZM58 24V25H57ZM104 24V25H103ZM125 24H127L126 22H125ZM143 25V26H145L146 27V25ZM24 25H25V23H24ZM53 25V26H52ZM57 27H56V26ZM61 25H63V26H61ZM81 25V26H80ZM109 25V26H108ZM115 25V26H114ZM121 25V26H120ZM133 25V26H132ZM4 26H6V27H4ZM25 26H28L27 24L25 25ZM37 26V27H36ZM59 26V27H58ZM79 26V27H78ZM84 27L85 28V30H84V28H82L81 29V27ZM86 26V27H85ZM95 26V27H94ZM104 26V27H103ZM137 26H140V24L139 25H137ZM147 26H149V25H147ZM152 26V25H151ZM150 26V27H151ZM159 26H162V23H161V25H159ZM12 27H14V29H16L15 31L17 32V34L19 33V36L21 37V39H18L19 37H17L18 35L15 33V35H16V39H14L15 37H13V35H12ZM55 27H56V29H55ZM63 27V28H62ZM112 27H114V28H111ZM154 28H155V26H153ZM44 28V29H43ZM72 28V29H71ZM79 28V29H78ZM95 28V30H97V31H95L94 30V32H99L98 34L96 33L95 35L97 36H93L92 37V39H91V41H90V38H91V36H92V33H93V35H94V32H91V30H93ZM104 28H105V30H104ZM106 28H108V29H106ZM118 29V30H116V29ZM121 28V29H120ZM140 28V27H139ZM162 28V27H161ZM0 29H2V28H0ZM4 29H2V31H4L5 32V30ZM11 29V30H10ZM40 29V30H39ZM51 29V30H50ZM59 29V30H58ZM65 29V30H64ZM79 30V35L78 34H76V33H78L77 31ZM84 30L83 32H81V33H83V34H80V31L81 30ZM88 29H89V31H88ZM102 29V30H101ZM136 29H138V27L136 28ZM157 29H158V27H157ZM30 30V34L28 33V31ZM32 30H33V32H34V30H35V32H34V35L32 34L31 35V33H33L32 32ZM37 30V31H36ZM54 32H53V31ZM64 30V31H63ZM87 30V31H86ZM106 31V32H104V31ZM150 30V29H149ZM162 30V29H161ZM14 31V30H13ZM50 31H51V33H50ZM61 31V32H60ZM66 31H68V33L66 32ZM73 31H74V33H73ZM102 33H101V32ZM115 31H117V32H115ZM122 31H124V34H123V32ZM138 31H140L141 32V30L140 29H138V30H134L133 31V36H134V34H136V33H138L139 34V32ZM154 31V32H153ZM150 30V31H148V30H144L143 32H142V34H140V35H142L141 37H143L144 36V34H145V36L146 37H144V38H147V35H151V37H149V41H150V38H152V36L154 37L155 35H154V33H156L155 32V30ZM3 32V33H4ZM63 32V33H62ZM71 32V33H70ZM76 32V33H75ZM88 33V35H87V33ZM91 32V33H90ZM107 32H109V33H107ZM120 32V33H119ZM122 32V33H121ZM6 33V32H5ZM48 33V34H47ZM58 35H57V34ZM70 33V34H69ZM106 35H105V34ZM113 34L112 36H114L113 38H115V36H116V38L115 39H112V36H111V34ZM0 34H2V33H0ZM30 35V38H31V40H30V38L28 39V38H26L25 40H28L27 42H28V46L30 45V43L32 42L33 44H34V42H33V40L36 42V44H35V46L32 44V50H33V52L35 51V49H36V46L38 47V49L39 50H37V51H35L34 53H32L31 51H29L28 50V48H24V45H22L23 46V48L24 49H22L21 47V45L19 44L20 42L22 43V44H24L25 43V41L23 40L24 39V36H26V35ZM35 34H37V41L35 40V38H34V36H35ZM38 34H41V36H40V39H43V40H45L44 42H42V41H40V39H39V35ZM54 34V35H53ZM76 34V35H75ZM89 34L91 35V36H89ZM110 34V36H108V35ZM122 34L123 35H125L124 37L122 36ZM132 34V33H131ZM137 34V36H139ZM3 35H8V34H3ZM11 35H12V37H11ZM28 35V36H29ZM55 35H57V36H55ZM87 35V36H86ZM104 35H105V37H104ZM43 36V38H41ZM46 36V37H45ZM90 37V38H88L87 39V37ZM107 36V37H106ZM121 38H120V37ZM129 36H130V34H129ZM133 36H131V37H133ZM136 36V35H135ZM51 37V38H50ZM57 37V38H56ZM76 37V38H75ZM100 37V38H99ZM102 37V38H101ZM104 37V38H103ZM14 39V40H8V39ZM49 38V39H48ZM53 38V39H52ZM73 38V39H72ZM85 38V39H84ZM99 38V39H98ZM122 38L124 39V40H122ZM3 39H4V41H3ZM6 39H7V42L3 45V44H1V43H4L5 41H6ZM59 39H61V40H59ZM65 39V40H64ZM87 39V40H86ZM96 39V40H95ZM129 39H131V38H129ZM139 39V38H138ZM136 37H134L133 39H131L132 41H134V42H138V41H141V40H138ZM143 39V38H142ZM39 40V41H38ZM75 40V41H74ZM82 40V41H81ZM85 40V41H84ZM103 40V41H102ZM108 40V41H107ZM30 41V42H29ZM51 41V42H50ZM57 41V42H56ZM88 41V42H87ZM89 41L91 42V43H89ZM105 41V42H104ZM130 40H128L127 42L128 43H130L129 42ZM9 42H11V43H9ZM26 42V43H27ZM42 42V43H41ZM46 42H47V44H48V46H46L47 44H46ZM64 42V43H63ZM66 42V43H65ZM86 42V43H85ZM97 42H99V43H97ZM110 42H112V44L110 45L109 43ZM44 43V44H43ZM57 43V44H56ZM72 43V44H71ZM81 43V44H80ZM85 43V44H84ZM107 43V44H106ZM115 43H116V41H115ZM135 43V44H136ZM139 43H142V42H139ZM146 43V42H145ZM17 44H19V45H17ZM65 44V45H64ZM95 44V45H94ZM131 44V43H130ZM2 45H3V47H2ZM40 45V46H39ZM75 45V46H74ZM78 45V46H77ZM84 45V46H83ZM87 45V46H86ZM108 45V46H107ZM110 45V46H109ZM117 45V44H116ZM119 45H121L120 46V48L119 49H121L122 48V46H123V48L125 47V43H123V44H119ZM145 45V44H144ZM18 48V49H16V47ZM21 48V51H20V49H19V47ZM27 46V45H26ZM27 46V47H28ZM34 46V47H33ZM66 46V47H65ZM81 46H83V47H81ZM86 46V47H85ZM112 46V47H111ZM142 46L143 45H141L140 46V49L142 48ZM65 47V48H64ZM69 47V48H68ZM75 47V48H74ZM116 47H118V46H116ZM138 47V46H137ZM144 47V46H143ZM146 47V46H145ZM144 47V48H145ZM15 48V49H14ZM30 48V47H29ZM51 48H53V49H51ZM102 50H101V49ZM106 49V51L105 50H103V49ZM25 49H27L28 50V53L25 51ZM42 49V50H41ZM83 49V50H82ZM89 49V50H88ZM45 52H44V51ZM68 50V51H67ZM69 50H70V53H69ZM74 50V51H73ZM99 50V51H98ZM116 51H117V48L115 49ZM138 51H139V49H137ZM16 53H15V52ZM23 51H25V52H23ZM89 51V52H88ZM98 51V52H97ZM103 51H105V52H103ZM115 51V52H116ZM119 51V50H118ZM141 51H142V49H141ZM21 52H23V53H25V55L24 54H22ZM36 52H38V53H36ZM43 52V53H42ZM68 52V53H67ZM88 52V53H87ZM107 52H109V53H107ZM112 52H114V48H112ZM140 52V51H139ZM138 52V53H139ZM18 53V54H17ZM29 53H31V55L29 54ZM41 53V54H40ZM46 53V54H45ZM118 53H120V52H118ZM125 53V52H124ZM124 53H122V54H124ZM130 53V52H129ZM39 54H40V57H39ZM77 54V55H76ZM87 54V55H86ZM112 54V53H111ZM116 54H117V52H116ZM121 54V53H120ZM127 54V53H126ZM132 54V53H131ZM20 55V56H19ZM29 55V56H28ZM47 55V56H46ZM61 55V56H60ZM76 55V56H75ZM80 55V56H79ZM113 55H114V53H113ZM110 56V58H109V60L110 61H113L114 60V58H115V56ZM128 55V54H127ZM134 55H136V53L134 54ZM26 58H25V57ZM65 58H64V57ZM69 56V57H68ZM85 56V57H84ZM87 56V57H86ZM91 56V57H90ZM118 56V55H117ZM116 56V57H117ZM125 56V55H124ZM132 57L131 58H136V57H133V55H131ZM24 57V58H23ZM49 59H48V58ZM57 57V58H56ZM60 57V58H59ZM94 57V58H93ZM4 58V59H3ZM34 58H36V59H34ZM84 58V59H83ZM86 58V59H85ZM91 58H93V59H91ZM97 58V59H96ZM123 58V57H122ZM121 56L119 55V58H118V60L120 61V63L122 62V61H124V58H123V60L121 61ZM127 58H129V57H127ZM126 58V59H127ZM130 58V59H131ZM6 59H8V62L9 61H11L10 62V65L8 64V62H6L7 60ZM33 59V60H32ZM39 59V60H38ZM51 59V60H50ZM81 59V60H80ZM84 61H83V60ZM88 59V60H87ZM90 59V60H89ZM101 59V60H100ZM116 59V58H115ZM6 60V61H5ZM25 60V61H24ZM35 60V61H34ZM46 62H48V64H47V62H46V67L44 66V61ZM49 60V61H48ZM93 60V61H92ZM34 61V62H33ZM56 61H57V63H56ZM59 61V62H58ZM65 61L67 62L65 65H64V63H65ZM105 63H104V62ZM27 62V63H26ZM68 62H70V63H73V66H71V65H69L70 63H68ZM79 62V63H78ZM114 62H115V60H114ZM113 62V63H114ZM128 62V61H127ZM31 63V64H30ZM81 63V64H80ZM103 64L102 66L100 65V64ZM116 64H118L117 63V61L115 62ZM29 64V65H28ZM55 64V65H54ZM61 64V65H60ZM91 64H92V66H91ZM106 64V65H105ZM122 64V63H121ZM124 65H125V63H123ZM9 65V66H8ZM112 65V64H111ZM115 65V64H114ZM118 65H120V64H118ZM118 65H115V66H117L118 67ZM124 65L122 66V67H124ZM129 65V64H128ZM22 66V67H21ZM30 66V67H29ZM37 66V67H36ZM58 66V67H57ZM67 66H69L70 67V69H69V67H67ZM80 66V67H79ZM40 67H42V68H40ZM48 67H50L49 69H48ZM56 67V68H55ZM83 67L86 69H83ZM90 69H89V68ZM112 68H113V65L111 66ZM120 67V66H119ZM122 67H120V70H118V71H121V68ZM130 67V66H129ZM27 68V69H26ZM45 68V69H44ZM55 70H54V69ZM64 68V69H63ZM66 68H68V69H66ZM73 68V69H72ZM88 68V69H87ZM94 68H95V70H94ZM20 69V70H19ZM41 69V70H40ZM59 69V70H58ZM63 69V71H61ZM106 69V70H105ZM37 70V71H36ZM41 72H40V71ZM57 70V71H56ZM68 70V71H67ZM73 70V71H72ZM102 70V72H104V73H102V72H100ZM127 70V69H126ZM20 71V72H19ZM28 71V72H27ZM50 71H52V72H50ZM56 71V72H55ZM78 71V72H77ZM83 71V72H82ZM92 71V72H91ZM98 72V75H97V72ZM108 71H110L111 72V70H108ZM129 71V72H128ZM127 72H125L127 75H126V77H128V75H129V73L131 74V76H133V77H136L134 74H132V72H130L131 71V69L130 70H128ZM58 72V73H57ZM72 74H71V73ZM109 72V73H110ZM114 72V71H113ZM37 73V74H36ZM47 73V74H46ZM75 73V74H74ZM79 73V74H78ZM102 73V74H101ZM115 73H117V71L115 70ZM122 73V72H121ZM34 74V75H33ZM41 74V76L40 77H38V75H40ZM45 74V75H44ZM49 74H51V75H49ZM54 74V75H53ZM59 74V75H58ZM71 74V75H70ZM87 74V75H86ZM101 74V75H100ZM104 74L107 76V77H105L104 76ZM25 75V76H24ZM31 76V77H29V76ZM69 75V76H68ZM111 75H113V74H111ZM118 75V74H117ZM122 75H123V73H122ZM54 76V77H53ZM64 76V77H63ZM89 76H91V77H89ZM97 76V77H96ZM116 76V75H115ZM25 77V78H24ZM62 77V78H61ZM76 77V78H75ZM103 77V78H102ZM111 77V76H110ZM119 77H121V76H119ZM118 77V79L117 80H119V79H121V78H119ZM28 78V79H27ZM37 78V79H36ZM40 78V79H39ZM49 78V79H48ZM50 78H51V80H50ZM62 80H61V79ZM69 78V79H68ZM80 78V79H79ZM96 78V79H95ZM97 78H99V80L97 79ZM116 78H117V76H116ZM115 78V79H116ZM20 79V80H19ZM23 79V80H22ZM27 79V80H26ZM42 79V80H41ZM48 79V80H47ZM55 79L57 80V82L55 81ZM59 79H60V81L61 82H65L64 84L63 83H61L60 81H59ZM65 79V80H64ZM78 79V80H77ZM101 79V80H100ZM129 79V78H128ZM3 80V81H2ZM41 80V81H40ZM64 80V81H63ZM92 80V81H91ZM97 81V82H95V81ZM109 80L111 81V79L109 78ZM23 81V82H22ZM26 81H27V83H26ZM70 81V82H69ZM87 81V82H86ZM90 81V82H89ZM110 81L109 82H106L107 83V85H108V83H110ZM120 82H121V80H119ZM119 81H117V84H118V82ZM126 81V80H125ZM125 81H123L122 80V82L124 83ZM134 81V78H132V80L130 81V84L128 85V86H130L131 88H132V91H134V90H136L137 88H138V86L134 89V86H132V82ZM2 82H8L7 83V85H5L4 83H2ZM22 82V83H21ZM35 82V83H34ZM59 82H60V84H59ZM119 82V83H120ZM129 82V81H128ZM2 83V84H1ZM24 83H25V86H24ZM33 83V84H32ZM46 83H48V85L46 84ZM52 84V86H51V84ZM102 83V82H101ZM100 83V84H101ZM105 83V82H104ZM105 83V84H106ZM114 84L115 85V83L114 82H111V84ZM126 83V82H125ZM138 83V80H136V84ZM23 84V85H22ZM26 84H27V86H26ZM37 84V85H36ZM44 84V85H43ZM50 84V85H49ZM61 84H63L62 86H61ZM70 84V85H69ZM103 84V83H102ZM8 85H10V86H8ZM12 85V86H11ZM14 85V86H13ZM57 85V86H56ZM69 85V86H68ZM84 85V86H83ZM107 85H105V86H107ZM119 85V87H120V85H123V84H118ZM125 85V84H124ZM127 85V84H126ZM125 85V86H126ZM134 85V84H133ZM6 86V87H5ZM8 86V87H7ZM34 86H37V87H34ZM47 86H49V87H47ZM61 86V87H60ZM72 86V87H71ZM90 86V87H89ZM104 86V85H103ZM116 86V85H115ZM115 86H109V87H113L112 89L113 90H116V89H114V87ZM11 87V88H10ZM51 87V88H50ZM54 89H53V88ZM81 87V88H80ZM84 89H83V88ZM97 87H99V84H98V86ZM108 87V86H107ZM117 87V86H116ZM115 87V88H116ZM4 88L6 89V90H4ZM28 88V89H27ZM29 88H30V90H29ZM33 88V89H32ZM51 89L50 90V92H49V90H47V89ZM68 88H69V90H68ZM102 88V85L99 87V89H101ZM122 88H124V87H122ZM125 88H127V87H125ZM9 89H11V90H9ZM47 91H46V90ZM55 89L57 90V91H55ZM61 89V90H60ZM74 89V91H72ZM89 89V90H88ZM99 89H97L96 88V91L95 92H99L98 90ZM102 89H104V88H102ZM111 89V88H110ZM112 89H111V91H112ZM117 89H118V87H117ZM9 90V91H8ZM22 90V92L20 93V91ZM35 90V91H34ZM42 90V91H41ZM68 90V91H67ZM87 90L89 91V92H87ZM104 90H107L108 91V88H105ZM120 90V89H119ZM130 90V89H129ZM129 90H126L125 89V92H127V91H129ZM7 91V92H6ZM18 93H17V92ZM39 91H41V93H42V95H41V93L39 92ZM53 91V92H52ZM60 91V92H59ZM101 92H102V90H100ZM107 91H105V92H107ZM4 92V93H3ZM43 92H44V94H43ZM52 92V93H51ZM55 92V93H54ZM74 92V93H73ZM84 92H87V93H89V94H87V95H90V96H85L86 95V93L84 94ZM110 92V91H109ZM116 92V91H115ZM121 92H123V91H121ZM12 93V94H11ZM14 93V94H13ZM75 93H77V94H75ZM111 93V92H110ZM114 93V92H113ZM128 93H130V92H128ZM9 94V95H8ZM16 94V95H15ZM21 94V95H20ZM55 95V101H54V99H53V102H52V100H50V95ZM59 94V95H58ZM83 94H84V98H85V102L83 101ZM101 94H103V96H104V93H101ZM118 94V93H117ZM120 94V93H119ZM134 93L132 92L131 93V95H133ZM19 95V96H18ZM34 95V96H33ZM41 95V96H40ZM46 95V96H45ZM73 95V96H72ZM95 95V94H94ZM96 95H98V94H96ZM95 95V96H96ZM99 95H100V93H99ZM108 95V94H107ZM107 95H106V100L108 99L107 98ZM115 95V94H114ZM121 95V94H120ZM123 95V94H122ZM121 95V98H123V96ZM11 96V97H10ZM33 96V97H32ZM45 96V97H44ZM48 96V97H47ZM110 96H113V95H109V98H110ZM125 96V95H124ZM15 97V98H14ZM19 97V98H18ZM45 99H44V98ZM65 97V98H64ZM94 97V96H93ZM97 97V96H96ZM101 97V99L103 100L104 98H102V96H100ZM99 97V98H100ZM126 97H127V95H126ZM17 98V99H16ZM21 98V99H20ZM46 98H48V100L51 102H49ZM91 98V97H90ZM112 98H114V97H112ZM117 98L118 97H116V98H114L113 100H114V102H115V99L117 100ZM120 98V99H121ZM131 98H133V97H131L130 96V99ZM34 99V100H33ZM41 99V100H40ZM58 99V100H57ZM60 99V100H59ZM119 99V100H120ZM129 99V98H128ZM20 100V101H19ZM46 100V101H45ZM71 100H73V101H71ZM83 101L84 103L83 104H85V108H81L80 109V107L78 106V101L80 102V101ZM91 100H93V98L91 99ZM97 100V99H96ZM100 100V99H99ZM127 100V99H126ZM31 103H30V102ZM36 101V102H35ZM68 101H69V104H68ZM81 101V102H82ZM104 101L105 100H103V105H104ZM112 101V100H111ZM127 101H129V100H127ZM19 102V103H18ZM67 102V103H66ZM71 102V103H70ZM80 102V104H82ZM92 102H94V100L92 101ZM92 102H91V104H92ZM96 102H99V101H96ZM94 103L95 104V106L97 105V104H99V103ZM114 102H113V104H114ZM30 103V104H29ZM50 103V104H49ZM87 103H88V101H87ZM109 103L111 104V102H110V100H109ZM108 103V104H109ZM118 103V105L121 107V105H120V102L118 101L117 102ZM121 103H122V101H121ZM126 103V102H125ZM129 103V106H130V104H131V100H130V102H128ZM39 104V105H38ZM62 104H65V105H62ZM71 104V105H70ZM77 104V105H76ZM106 104H107V102H106ZM108 104H107V106H108ZM23 105H25V106H23ZM28 105V106H27ZM59 105V106H58ZM68 105V106H67ZM73 105V106H72ZM90 105V104H89ZM124 105V104H123ZM126 105H127V103H126ZM18 106V107H17ZM23 106V107H22ZM62 106V107H61ZM70 106V107H69ZM82 106V105H81ZM84 106V105H83ZM82 106V107H83ZM88 106V105H87ZM92 106H93V104H92ZM99 106V105H98ZM97 106V107H98ZM106 106V107H107ZM115 106V105H114ZM117 107V108H120V107ZM16 107V108H15ZM22 107V108H21ZM31 107V108H30ZM38 109H37V108ZM43 107V108H42ZM49 107V108H48ZM56 107V108H55ZM69 107V108H68ZM72 107V108H71ZM77 107H79L78 108V112H76V108ZM103 108H104V106H102ZM111 106H109V108H110ZM122 107H124V106H122ZM127 107V106H126ZM126 107H125V109H124V111L126 110ZM27 108V109H26ZM89 108V107H88ZM90 108H91V105H90ZM94 108V107H93ZM108 107L106 108V110L107 109H109ZM17 109V111H15ZM23 109V110H22ZM26 109V110H25ZM57 109H58V111H57ZM73 109V110H72ZM79 109H80V112L82 113L81 114V116H80V112H79ZM96 110H98V112H100L99 111V108L97 109V108H95ZM113 109V107L112 108H110V110H112ZM25 110V111H24ZM68 112H67V111ZM95 110V111H96ZM105 110V109H104ZM105 110V111H106ZM117 110V109H116ZM121 110H122V108H121ZM2 111H4V112H2ZM50 111V112H49ZM59 111H60V113H59ZM74 111H75V113H77V115H78V113H79V118H77L78 116L74 113ZM104 111V112H105ZM108 111V110H107ZM123 111V110H122ZM54 112V113H53ZM63 112V113H62ZM86 112H88L89 113V111L86 109ZM93 112V111H92ZM103 112V110L101 111V113ZM114 112H116V111H114ZM118 112V111H117ZM116 112V113H117ZM119 112H121V111H119ZM18 113H21V114H19L20 115V117L22 118V119H20V117H19V115H18ZM25 115H24V114ZM33 113V114H32ZM48 113V114H47ZM59 113V114H58ZM64 113H66V114H64ZM70 113V114H69ZM72 113V114H71ZM73 113L75 114V115H73ZM87 113V114H88ZM90 113H91V110H90ZM110 113H112V112H110ZM116 113H114V114H116ZM17 114V115H16ZM61 114V115H60ZM86 114V113H85ZM94 114V113H93ZM3 115V116H2ZM15 115V116H14ZM29 115V116H28ZM42 115V116H41ZM44 115H46V116H44ZM49 115V117H47ZM56 115V116H55ZM68 115V116H67ZM74 117H73V116ZM89 115H91V114H89ZM105 114L103 113V117H105L104 116ZM125 115H126V113H125ZM16 116H17V119H15L16 118ZM44 116V117H43ZM71 116L73 117L72 118V120H71ZM75 116H77V117H75ZM97 116V115H96ZM95 116V117H96ZM99 116H101V114H99ZM108 116H109V114H108ZM127 116H129V114L127 115ZM131 116V115H130ZM12 117H13V120H12ZM24 117V118H23ZM37 118V120H36V118ZM43 117V118H42ZM55 117V118H54ZM67 117V118H66ZM103 117H100L101 119H103ZM116 117H117V115H116ZM118 117H119V113H118ZM117 117V118H118ZM125 117V116H124ZM123 117V118H124ZM19 118V119H18ZM29 118V119H28ZM34 120H32V119ZM45 118V119H44ZM48 118H50V120H52V121H50ZM62 118V119H61ZM88 118H90V117H88ZM107 118V117H106ZM110 119L111 118H113V117H109ZM126 118V117H125ZM131 118V117H130ZM39 119V120H38ZM47 119V120H46ZM57 119V120H56ZM65 119H67L66 121H65ZM91 120H90V124H91V121L92 120H95L96 121V119H94V117H93V115L91 116V118H90ZM105 119V118H104ZM103 119V120H104ZM116 119V118H115ZM120 119H122L121 117H120ZM10 120H12V121H10ZM22 120V121H21ZM26 120V121H25ZM27 120H28V122H27ZM98 120H99V118H98ZM114 120V119H113ZM117 120V119H116ZM129 120V119H128ZM128 120H124L123 119V121H124V123H125V121L126 122H128ZM131 120V119H130ZM14 121L16 122L15 124L16 125H14ZM43 121V122H42ZM56 121V122H55ZM58 121V122H57ZM70 121H75V123H70ZM88 121V120H87ZM102 121V120H101ZM100 121V122H101ZM109 121V120H108ZM115 121V120H114ZM113 121V122H114ZM122 121V120H121ZM30 122V123H29ZM41 122V123H40ZM65 122V123H64ZM67 122V123H66ZM97 122H99V121H97ZM104 122H105V120H104ZM120 122V121H119ZM21 123V124H20ZM28 123V124H27ZM50 123H53V124H50ZM56 125H55V124ZM78 123V124H77ZM110 124H111V122H109ZM117 123V122H116ZM129 123H131L130 121H129ZM128 123V124H129ZM26 124V125H25ZM32 124V125H31ZM38 124V125H37ZM65 124V125H64ZM70 124V125H69ZM75 124H76V126H75ZM89 124V123H88ZM87 124V125H88ZM115 124V123H114ZM119 124V123H118ZM122 124V123H121ZM21 125V126H20ZM25 125V126H24ZM33 125H35V126H33ZM58 125H60V126H58ZM69 125V126H68ZM78 125H80V126H78ZM84 125V127H82ZM96 125V124H95ZM95 125L93 124V126L95 127ZM16 126V127H15ZM23 126V127H22ZM55 126H56V128H55ZM63 126V127H62ZM65 126V127H64ZM72 126H73V128H72ZM99 126V125H98ZM105 126V125H104ZM110 126H112V125H110ZM115 126V125H114ZM117 127H119L120 126V124L119 125H116ZM122 126V125H121ZM10 127H12V128H10ZM33 127H35V128H33ZM68 127H71V128H68ZM76 129H75V128ZM80 127H82L81 128V130L79 129ZM96 127H97V125H96ZM99 127H102V126H99ZM106 127V126H105ZM104 127V128H105ZM109 127V126H108ZM107 127V128H108ZM113 127V126H112ZM111 127V128H112ZM116 127V128H117ZM21 128V129H20ZM25 128V129H24ZM31 128V129H30ZM63 128V129H62ZM67 128V129H66ZM91 128V127H90ZM106 128V130H108ZM124 128V127H123ZM5 129H9L8 131H11V133L10 132H7V130H5ZM57 129V130H56ZM59 129V130H58ZM66 131H65V130ZM69 129V130H68ZM85 129V132H86V134H84V130ZM92 129V128H91ZM95 129V128H94ZM114 129V128H113ZM119 129V128H118ZM122 129V128H121ZM3 130H5V131H3ZM27 130V131H26ZM55 130V131H54ZM64 130V131H63ZM69 131V133H68V131ZM82 131L81 133H79V134H84V135H82V137L83 138H85V139H82V137L79 135V137H78V132H80V131ZM98 130H99V128H98ZM98 130L97 129H95V130H93L92 129V132H94L95 131V133H93V136H94V138H95V141L97 140V141H99V145H100V142H101V144H103V141L105 140L106 141V139H107V141L108 142H106V143H110L109 141H110V138H106V136H108V135H110L111 134V130L110 131H107V132H110V134H108V135H106L105 134V137H104V135H103V137L102 138H100V133L98 132ZM117 130V129H116ZM3 131V132H2ZM22 131V132H21ZM31 131V132H30ZM57 131V132H56ZM59 131H61V132H59ZM72 131V132H71ZM73 131H74V135L77 137V138H75V136L73 135ZM105 131V130H104ZM19 132V133H18ZM35 132V133H34ZM53 132V133H52ZM56 132V133H55ZM91 132V133H92ZM114 132V131H113ZM119 132V131H118ZM118 132L116 133V136H117V134H118ZM120 132H122V131H120ZM26 133H27V135H26ZM29 133V134H28ZM31 133V134H30ZM64 133H65V137H63L64 136ZM90 133V134H91ZM104 132H102V134H103ZM21 134V135H20ZM24 136H23V135ZM39 134L41 135V136H39ZM52 134V135H51ZM57 134H59V136L57 135ZM61 134H63V135H61ZM2 135H3V137L4 138H2ZM34 135H36V136H34ZM54 135V136H53ZM62 137H61V136ZM67 135V136H66ZM68 135H69V137H68ZM92 135V134H91ZM120 135V134H119ZM33 136V137H32ZM70 136H72L73 138H70ZM93 136H92V138H93ZM115 136V135H114ZM30 137V138H29ZM37 137V138H36ZM55 137V138H54ZM58 137V138H57ZM61 137V138H60ZM80 137H81V139H80ZM86 137H89V135L88 136H86ZM7 138V139H6ZM10 138V139H9ZM58 139V142L56 141L57 139ZM63 138H64V140H63ZM79 138V139H78ZM94 138L92 139L93 141H94ZM106 138V139H105ZM118 138V137H117ZM117 138H115V139H117ZM29 139V140H28ZM34 140V142L32 141L31 142V140ZM36 139H39L40 141H38V142H36ZM51 139H52V141H51ZM56 139V140H55ZM60 139V140H59ZM66 139V140H65ZM70 139H72V140H70ZM90 139H91V137H89V141H90ZM27 140V141H26ZM46 140V141H45ZM49 140V141H48ZM69 140V141H68ZM81 140H83V142H81ZM92 140H91V142H92ZM100 140H103V141H100ZM10 141V142H9ZM29 141V142H28ZM42 141H44L43 143H42ZM73 141H76L75 143L73 142ZM88 141V142H89ZM112 141H115V140H112ZM7 142H9V143H7ZM21 142H23L22 143V145H21ZM28 142V143H27ZM39 142H40V144H39ZM55 142V143H54ZM88 142H87V144H88ZM19 143V144H18ZM25 143H26V146H25ZM30 143V146L28 145ZM32 143H36V146H35V144H32ZM48 144L49 146H47L46 144ZM51 143V144H50ZM54 143V144H53ZM57 143H59V144H57ZM62 143V144H61ZM90 143V142H89ZM105 143V142H104ZM105 143V144H106ZM32 144V145H31ZM44 144V145H43ZM68 144V145H67ZM77 144H79V147L78 146H76ZM82 144L85 146L84 148H83V150L85 151V152H82ZM8 145V146H7ZM35 147H34V146ZM66 145V146H65ZM108 147H107V146ZM106 145H101L102 147L103 146H105V148H106V150H107V152L110 150L109 148H112V147H110L111 145H112V142H111V145L110 144H106ZM113 145H114V142H113ZM6 146V147H5ZM28 146V147H27ZM41 146V147H40ZM71 148H70V147ZM100 146V147H101ZM40 147V148H39ZM49 147H51V148H49ZM100 148V150L101 149H103V148ZM114 147V146H113ZM8 148H11L10 150L8 149ZM14 148H16V151H15V149ZM20 150H19V149ZM27 148V149H26ZM37 148V149H36ZM43 148V149H42ZM47 148H48V150H50V151H48L47 150ZM79 148V149H78ZM104 148V149H105ZM5 149H7L6 150V152H4V150ZM26 149V150H25ZM39 149V150H38ZM58 149V151H56ZM70 149V150H69ZM104 149H103V151H104ZM113 149V148H112ZM114 149H115V147H114ZM114 149H113V153L115 154V151H114ZM30 150V151H29ZM42 150V151H41ZM77 150H79V151H77ZM16 153H15V152ZM35 151L34 152H32L31 154L33 155V158L35 159ZM46 151V152H45ZM63 151V152H62ZM68 151H70V152H68ZM103 151L101 150L100 152H102L103 153ZM3 152V153H2ZM8 152H11V153H8ZM85 153V155L82 157V154L81 153ZM106 152V151H105ZM110 152H112L111 150L107 153L108 155L106 156V154L105 155H103L104 157H106L105 159H107L108 158V156L111 158V156L110 155H112L113 153H111L110 154ZM34 153V154H33ZM60 153V154H59ZM16 154V155H15ZM25 154V155H24ZM31 154H27V155H31ZM42 154H43V156H42ZM63 154V155H62ZM104 154V153H103ZM114 154H113V156H114ZM31 155V156H32ZM50 155V156H49ZM54 155V156H53ZM40 156V157H39ZM49 156V157H48ZM65 156V157H64ZM71 156H72V158H71ZM79 156V157H78ZM112 156V157H113ZM1 157H4V159L2 158L1 159ZM21 157V158H20ZM25 157V159H24V161L23 160H21L22 158H24ZM26 157L29 159H26ZM47 157V158H46ZM51 157V158H50ZM62 157V158H61ZM69 157H70V159H69ZM88 157V156H87ZM115 157V156H114ZM6 158H8V159H6ZM11 158V159H10ZM32 160H33V158L32 157H30ZM43 160H42V159ZM56 158V159H55ZM68 158V159H67ZM84 158H86V157H84ZM90 158V157H89ZM41 159V160H40ZM52 159V160H51ZM65 159V160H64ZM114 159V158H113ZM7 160L10 162V163H8L7 162ZM16 160H17V162H16ZM26 160V161H25ZM38 160V161H37ZM49 160V161H48ZM61 160V161H60ZM78 160H80V161H77ZM88 160V158L86 159V160H83L84 161V163H85V161H87ZM112 160V159H111ZM3 161V162H2ZM22 161V162H21ZM40 161V162H39ZM62 161H64V162H62ZM68 161H70V162H68ZM107 161H109L108 159H107ZM107 161H104V162H106L107 164L109 163V162H111V161H109V162H107ZM53 162V163H52ZM66 162V163H65ZM75 162V163H74ZM4 163V164H3ZM15 165H14V164ZM21 163V165L20 166H18L19 164ZM44 163V164H43ZM69 163V164H68ZM52 164V165H51ZM62 164H64V165H62ZM72 164V165H71ZM32 165V166H31ZM48 165V166H47ZM68 165H70V167L68 166ZM14 166V167H13ZM18 166V167H17ZM21 168L20 170L19 169H17V168ZM33 167V168H32ZM61 167H63V168H61ZM74 167H72V169L74 168ZM107 167H109L108 165H107ZM31 168H32V170H31ZM45 168H47L48 170H46ZM49 168H50V170H49ZM51 168H54V169H52L51 170ZM65 168V169H66ZM79 168H81V167H77V168H75L76 169V171H78V170H80ZM83 168V167H82ZM106 168V167H105ZM56 169V170H57ZM75 169H73L74 171H75ZM13 170V169H12ZM11 170V171H12ZM19 170V171H18ZM28 170V171H27ZM31 170V171H30ZM40 170V171H41ZM56 170H54V173H55V171ZM73 170L71 171V174H70V176L72 175L73 177V179H75V177H76V175H73L72 174V172H73ZM32 171H34V172H32ZM39 170H38V173L40 172ZM67 171V172H66ZM74 172V174L75 173H77V172ZM5 172H7V171H5ZM13 172V171H12ZM29 172V173H28ZM57 172V174L59 175V174H62V177H65L66 175L64 174V173H58ZM80 171H78V176L77 177H79V173ZM3 173L4 172H1V174L0 175H3ZM10 173H5V174H10ZM51 173V172H50ZM50 173H48V174H50ZM53 173V172H52ZM53 173V174H54ZM83 173V172H82ZM33 174H35V175H33ZM47 174V173H46ZM47 174V175H48ZM64 174V175H63ZM33 176V177H30V176ZM55 175V174H54ZM68 175V174H67ZM83 175H85V174H83ZM17 175H16V177H18ZM49 176V175H48ZM56 176V175H55ZM60 176V175H59ZM75 176V177H74ZM80 176H81V174H80ZM3 178L4 177H6V176H2ZM36 177V179L38 180V178ZM44 177H45V175H44ZM50 177V178H49ZM48 178H49V180H47V181H49L48 183H53L50 179H51V177H52V174H50V176H49ZM68 178H69V176H67ZM66 177V178H67ZM33 178V179H32ZM40 178H39V182L41 183V181H44V180H41L40 181ZM46 178H47V176H46ZM57 178V179H56ZM56 178H54V179H52V180H57V183H59V182H61L60 180H58V179H63V178H61V176H60V178L59 177H56ZM72 178H70V179H72ZM83 178V177H82ZM0 179H2V178H0ZM6 179V178H5ZM44 179V178H43ZM35 180V179H34ZM84 180V179H83ZM100 180H105V177H104V174L102 175V177H101V179ZM2 181H4V180H2ZM22 181V182H23ZM36 181V180H35ZM47 181H45V182H47ZM63 181H66L67 182V180L65 179V180H62V182ZM5 183H6V180L4 181ZM21 182V183H22ZM30 182V183H31ZM38 181H37V183H39ZM71 182V183H70ZM77 183L79 182V181H76ZM80 182H82L81 181V178H80ZM0 183H1V181H0ZM29 183V185L31 186H28V184H27V188H29V191L31 192V189H32V187H33V191L35 192V191H37L38 192V187H40V190L42 191V189H41V186H43V185H37L36 183H34V181L30 184ZM33 183H34V185H35V187H34V185H33ZM39 183V184H40ZM50 183V184H51ZM64 183L65 182H63L62 184L61 183H59L61 186L63 185V187H64ZM69 184H67V183H65V184H67L63 189L65 190L66 189V187H68L69 189H70V187H72L73 188V190L72 189H70V190H72V194H74L73 192H75V190L74 189H76L77 187H73V185L75 184V186H76V183H75V180H74V183H73V180H71V181H69L68 182ZM4 184V183H3ZM42 184V183H41ZM71 184H73V185H71ZM82 184V183H81ZM80 184V185H81ZM23 185H26V183L25 184H23ZM60 185H58V186H60ZM1 186H2V188H1ZM45 186V185H44ZM57 186V187H58ZM61 186L60 187H58V189L60 190V188H61ZM93 186V185H92ZM91 186V187H92ZM3 187H5V188H3ZM82 187V186H81ZM89 187V186H88ZM87 186H86V188H88ZM90 187V188H91ZM7 187L5 186V184L4 185H1L0 184V194H2V195H0V209L3 211V212H5L6 211V213H3V214H7V212L8 211H10V210H12V206L10 207L8 204H7V206L6 205H2L3 203L4 204H6L7 203V200L6 199H8V198H4V196L6 195V189ZM37 188V189H36ZM42 188H44V187H42ZM2 189H4V190H2ZM36 189V190H35ZM62 188H61V190H62V192L64 191ZM82 189H85V188H82ZM47 190H50V188L49 189H47ZM60 190V191H61ZM70 190H68L67 189V191H69V193L66 191V192H64L65 194H67L66 196H68V194H70L71 192H70ZM77 190V189H76ZM78 190H79V188H78ZM81 190V189H80ZM93 190V189H92ZM91 189H90V191H92ZM6 193H5V192ZM28 191V193H29V195L31 194L30 192ZM34 192H32V195L34 196ZM45 192V191H44ZM49 192V191H48ZM50 192H52L51 190H50ZM62 192H60L61 194H62ZM77 192V191H76ZM81 192H82V190H81ZM87 192V191H86ZM86 192H84L85 194H87ZM88 192H89V190H88ZM28 193H27V195H28ZM59 192H58V194H60ZM80 192H78V195L77 196H79L80 197V194L82 195V193H80ZM91 193V192H90ZM103 193L104 192H101L100 193V195H101V198L103 197ZM5 194V195H4ZM42 193L40 192V195H41ZM44 194V193H43ZM46 194V193H45ZM45 194H44V196L42 195V197L44 198V197H46L45 196ZM48 195H49V193H47ZM46 194V195H47ZM54 194H55V192H54ZM52 195L51 194V196H50V198H53V197H55L56 195ZM39 195V196H40ZM76 195H75V197H76ZM100 195H97V198H95V200H94V205H95V207H93V209H95L94 211H95V213L97 214V212L98 211H100V210H102L101 208H103V205H104V203H105V199H103V201H104V203H103V205H100L101 206V208L100 207H98L97 209H98V211H97V209H96V207H97V205L99 204L98 203V201H99V198H100ZM105 195H106V193H105ZM7 196H8V193H7ZM33 196H25V198H30V197H32L31 199L33 200V201H35V199H34V197ZM38 196V197H39ZM63 195H61L60 197H62ZM74 196V195H73ZM112 196V195H111ZM6 197V196H5ZM35 197H37L36 195H35ZM70 196H68L67 198L69 199V203H67V205H65L64 204V202H66V201H64V200H67L66 198L63 200V198L61 199L62 201H64L63 202V204L62 203H60L61 205H59V206H57L56 205V207H57V209H58V214L59 213H61L60 211H63V210H67L68 211V209H63V207H66L67 208V206H69V211L66 213L67 214V217H69L68 216V214H69V212H71L72 211V209H73V207H74V204L75 203H77V202H75L74 203V200H71L72 198H74V197H71V198H69ZM85 198H86V195L84 196ZM83 197V199L85 200V198ZM104 197H106V196H104ZM107 197H108V193H107ZM43 198H37V199H43ZM50 198H48V196H47V199H46V202L48 201V199H50ZM100 198V199H101ZM109 198V197H108ZM108 198H106V199H108ZM111 198V197H110ZM24 199V198H23ZM22 199V200H23ZM30 199V200H31ZM36 199V201L38 202V200ZM55 199V198H54ZM80 199H82V198H80ZM90 198H88V200H89ZM6 202H5V201ZM21 200V201H22ZM28 201V203L30 202V204H28V203H26L27 201H26V199H25V201L23 200L22 202H24L23 204H25L26 203V205H23V204H21V205H23L24 206V208H30V210H25L24 208H23V206H18V205H15V207L17 206V209H15V207L13 208V210L15 209V210H19V208L18 207H20V208H22V212H24V211H33V206H29V205H33V203H32V201ZM93 200V199H92ZM21 201H20V203H21ZM42 201V200H41ZM51 201V200H50ZM49 201V202H50ZM52 201H53V199H52ZM68 201V200H67ZM72 201V202H71ZM76 201H80V200H76ZM101 201V200H100ZM108 201V200H107ZM106 201V202H107ZM35 202L36 203V206H40L39 204H41V207L40 208H42L43 206L45 207V208H47L49 205H47V207L45 206L46 204H49V202H47L46 204H44V205H42V203H44V202H42V203H40V202ZM60 202V201H59ZM72 204H71V203ZM86 202V201H85ZM32 203V204H31ZM88 203V202H87ZM90 203H93V201L92 202H90ZM111 203V202H110ZM113 203V202H112ZM69 204V205H68ZM77 204H79V203H77ZM83 203H81V205H82ZM86 204V203H85ZM85 204H83L84 206H85ZM101 204V203H100ZM106 204V203H105ZM54 205V204H53ZM83 205H82V208H83ZM93 205V204H92ZM113 205H114V203H113ZM3 206V207H2ZM10 207V209H9V207ZM26 206V207H25ZM35 206V205H34ZM36 206L34 207V210H35V208H36ZM51 206H52V203H51ZM51 206H49V208H51ZM61 206V207H60ZM70 206H73V207H71L70 208ZM106 206H108V205H106ZM189 206V205H188ZM4 208V207H8V208H4V209H2V208ZM54 207V206H53ZM52 207V208H53ZM58 207H60V208H58ZM76 207V206H75ZM74 207V209H78L80 206H77L78 208H75ZM108 207H110V209L112 208V205L110 206H108ZM108 207H105L104 206V208L103 209H105V210H107L108 209ZM44 208V209H45ZM49 208H47V210L49 209ZM51 208V209H52ZM55 208V207H54ZM81 208V207H80ZM86 208H90L91 209V207H89L88 205L86 206ZM9 209V210H8ZM37 209H39V207L37 208ZM44 209H42V211H46V209L44 210ZM73 209V210H74ZM90 209H88V211L90 210ZM100 209V210H99ZM8 210V211H7ZM13 210H12V212L10 211L8 214H13V218H15V219H13V223H14V221H15V224H14V226L15 227H17V228H19L20 227V225L22 226V224H20L19 222L18 223H16L17 222V220H20L21 218H24V216H22L24 213H21V214H19V212H18V214L17 213H15L16 211H14L13 212ZM24 210V211H23ZM60 210V211H59ZM83 210H84V208H83ZM83 210H79V211H83ZM85 210H87V209H85ZM109 210V209H108ZM107 210V211H108ZM42 211L39 213V211L37 210H35V212H36V215H37V213H38V218L40 217L39 215L42 213ZM49 211V210H48ZM77 210H75V213L77 214V216H78V214L79 213H77L76 212ZM78 211V212H79ZM93 211V210H92ZM92 211H89V213H93L92 215H94L95 213L94 212H92ZM103 211V210H102ZM21 212V211H20ZM53 212H55V211H53L52 210V212L51 213H53ZM57 212V211H56ZM55 212V213H56ZM64 212V211H63ZM73 212V211H72ZM84 212V211H83ZM86 212V211H85ZM14 213L16 214L15 216H14ZM47 213H50V212H47L46 211V214ZM65 213V212H64ZM64 213H63V215H64ZM74 213V212H73ZM72 213V214H73ZM82 213V212H81ZM103 213H105V211L104 212H102V214ZM1 214V213H0ZM25 214H26V212H25ZM24 214V215H25ZM44 214L45 213H43V217H44ZM85 213H83V215H84ZM87 214V213H86ZM99 214V213H98ZM97 214V215H98ZM106 214L108 215L109 214V212L107 213L106 212ZM21 215V216H20ZM42 215V214H41ZM49 215V214H48ZM48 215H45V217L47 216L48 217ZM60 215V214H59ZM62 215V214H61ZM70 215H71V213H70ZM75 215V214H74ZM79 215H81V214H79ZM83 215H82V217H83ZM88 215V214H87ZM90 215V214H89ZM88 215V216H89ZM91 216V215H90ZM90 216L89 217H87L86 215L84 216V217H86V219L85 220H87V218H89L88 220L90 221V223H89V226H91L90 224L92 223V221H91V218H90ZM94 216H96V215H94ZM103 216V221H104V219L106 218V217H109V216H106V215H102ZM104 216H106V217H104ZM25 217L26 218H24L23 220H21V223H22V221H23V223L25 224V226H26V223H28V217L25 215ZM45 217L43 218L44 220H45ZM46 217V218H47ZM66 217V216H65ZM66 217V218H67ZM72 217V216H71ZM75 217V216H74ZM97 217V216H96ZM100 217H101V213H100ZM118 217V216H117ZM81 218V217H80ZM94 218V217H93ZM98 219H96V218H94V219H96L99 223H100V225H103V226H101V227H106V225H108L107 224V222L109 223L110 222V220L109 219H107V220H109V221H107V220H105V221H107V222H105L106 223V225L105 224H103L104 222L101 220V222H100V218L99 217H97ZM114 218H115V216H114ZM17 219V220H16ZM27 219V220H26ZM41 219V218H40ZM42 219V220H43ZM68 219H70V220H72L73 221V219L72 218H68ZM67 219V222H71L70 220H68ZM76 219V218H75ZM83 219V220H84ZM116 219V218H115ZM47 220V219H46ZM78 220H81V219H79L78 218ZM114 220V219H113ZM118 220H119V217H118ZM117 220V221H118ZM34 221H36L35 219H34ZM41 221V220H40ZM51 221V220H50ZM49 221V222H50ZM82 221V220H81ZM89 221H87L86 223H88ZM94 221V220H93ZM96 221V223H95V221L93 222L94 224H98L99 225V223ZM42 222H44V223H46V221H42ZM42 222H40V223H42ZM48 222V221H47ZM54 222V221H53ZM80 222V221H79ZM113 222V221H112ZM114 222H115V220H114ZM52 223V222H51ZM50 223V224H51ZM92 223V224H93ZM102 223V224H101ZM120 223V222H119ZM118 223V224H119ZM174 223H176V224H174ZM173 224L175 225V226H173V227H175V232H176V228H177V230L180 228V226H181V224L180 223H178V221H175ZM17 224H20V225H17ZM23 224V225H24ZM71 224V223H70ZM81 224V223H80ZM117 224V223H116ZM123 224V228L124 227H126L124 224L125 223H122ZM126 224H128V223H126ZM129 224H131V223H129ZM17 225V226H16ZM52 225V224H51ZM82 225H86V228H87V226H88V224H85V222L82 224ZM82 225L80 226V227H82ZM97 225V227H96V225L94 226L95 228H97V232L94 230V232H92V231H89V229L88 228H90V227H88L87 229V231H89V233L88 232H86V231H84V232H86L87 234H85V235H87V237L89 238V236L90 235H92V233L94 234L95 232H96V234L97 235H95L94 234V237L93 236H90V237H92L93 239H95V238H97V237H95V236H99L100 234H101V239L100 240H98V239H95V240H97V241H99V242H95V240L93 241V240H91V238H89L88 240V242H90V244L93 242H95L96 244L98 243V247H100V249L96 246V245H94L93 243V246H92V248H91V250H95L96 248H98L97 250L99 251V250H101V249H103V248H105L104 246L102 247V245L101 244H99V243H101L100 241L102 240V241H107L106 240V237H108V235H106L107 234V232H109V231H101L102 230V228H100L101 230V233H99L98 232V227H100V226H98ZM105 225V226H104ZM112 226H113V224H111ZM120 225V224H119ZM176 225H178V226H176ZM49 226V225H48ZM66 226V225H65ZM68 226V225H67ZM92 226V227H93ZM109 227H110V224L108 225ZM114 226H115V224H114ZM128 226H130V225H128ZM51 227V226H50ZM50 227L48 228V229H50ZM79 227V231H80V229L82 230V228H80ZM119 227V226H118ZM122 227V226H121ZM17 228H14V229H11V230H14L15 231V229H17ZM21 228V227H20ZM52 228H55V227H52ZM95 228H93V229H95ZM113 228V227H112ZM123 228H121V229H123ZM129 228V227H128ZM65 229H66V227H65ZM84 229H85V227H84ZM110 229V231H111V227L109 228ZM115 228H113V230H114ZM120 229V227H119V230H121ZM135 229V227L133 226V230ZM174 229V228H173ZM18 230H20V229H17V232H15L16 234L18 233ZM51 230L52 229H50L48 232L49 233H51ZM90 230H92L91 228H90ZM117 230V229H116ZM125 230V229H124ZM129 230H131V229H129ZM157 231L156 232H159V233H161L162 232V228L160 229H156ZM159 230H161V231H159ZM77 230H75V232H76ZM127 231V230H126ZM153 231H155V230H153ZM153 231H151V232H153ZM47 232V233H48ZM54 232V231H53ZM68 232H70V231H68ZM78 232V231H77ZM80 232H82V231H80ZM91 232V233H90ZM105 232V233H104ZM112 232V231H111ZM115 232V231H114ZM117 233H118V231H116ZM119 232H124L123 230H121V231H119ZM127 232H129V231H127ZM151 232H148V235L146 236H143V239L142 240H140L139 242H142L141 244H145V247H147V245L149 246L150 244H149V242H148V244L147 243H145L146 242V240H151V239H149L151 236L154 238V237H157V239H158V248L159 247H161V246H159V245H164V244H167V243H169V242H167V243H164L165 241H167L168 240V238H165V239H167V240H164L163 238V236H162V238H161V241H160V236L159 235H161V234H159V235H157L158 233H156V235L154 234V233H152L151 234ZM48 233V234H49ZM73 232H71V234H72ZM79 233V232H78ZM78 233H77V235H78ZM98 233H99V235H98ZM113 233V232H112ZM71 234H69V235H71ZM76 234V233H75ZM82 234V233H81ZM88 234H89V236H88ZM111 234V233H110ZM123 234V233H122ZM124 234H125V232H124ZM126 234H128V233H126ZM151 234V235H150ZM11 235H14V232L11 234ZM80 235V234H79ZM84 235V234H83ZM84 235V236H85ZM114 235H116V234H114ZM121 235V234H120ZM120 235H117V236H119L118 238H120L121 236ZM149 235H150V237H149ZM174 235V236H173ZM172 236H173V240H174V237H176V236H178L177 234H173ZM47 236V235H46ZM45 236V237H46ZM52 233H51V235H50V237L52 238ZM72 236H75V235H72ZM112 237H113V235H111ZM110 236V237H111ZM159 236V237H158ZM171 236V237H172ZM9 237H11V240H12V242H13V240L15 239V238H17V235H15V236H13V238H12V236H9ZM70 237V236H69ZM76 237V236H75ZM127 237L128 236H126L125 238H126V240H127ZM130 237V236H129ZM170 237V238H171ZM48 238V237H47ZM51 238H49V239H51ZM72 238H74V237H72ZM79 238V237H78ZM82 239H84L83 238V236L81 237ZM80 238V239H81ZM109 238V237H108ZM107 238V239H108ZM115 238V237H114ZM124 238V239H125ZM46 239V238H45ZM44 239V240H45ZM48 239V240H49ZM76 239V238H75ZM81 239V240H82ZM123 239V238H122ZM129 239V243L131 242V237L130 238H128ZM146 239V240H145ZM178 239H179V242H178V244L180 245V243H181V245H186V242L187 243H189V241H186V239L187 238H182V237H180V236H178ZM177 239V240H178ZM191 239V238H190ZM10 240V241H11ZM47 240V239H46ZM72 239H70V240H68V242L69 241H71ZM79 240V239H78ZM78 240H75V241H77V244H78V246H75V245H77L76 243L75 244H73L74 246H75V248H73V245L71 246V243H68L67 245L69 246H67L65 249H63L62 250V252L61 251H58L59 252V255L60 254H62L63 252L64 253H66V256H65V259H64V256L62 257L63 258V260H61L62 262L64 261V260H66V261H64L63 262V264L64 263H67V264H70V262L68 261V256H70V255H67L68 253H67V250L68 251H70V254H71V252L73 253V254H71L72 256L74 255V252H78V250H82V254L81 255H78V256H80V257H78L79 258V262H81L82 261V257H85V256H87V255H84L83 254V251L84 250H90V249H88V247H91L90 246V244L89 243H87V242H85L87 239H85V240H83V241H81L82 243H80V241H79V243H78ZM110 240V239H109ZM119 240V239H118ZM117 240V241H118ZM162 240H164V241H162ZM177 240L175 241V242H177ZM5 241H7V240H5ZM15 241V240H14ZM41 241H43V240H41ZM51 241V243H52V240H49V242ZM114 241L115 240H112V242L114 243ZM122 240H120V242H121ZM169 241L171 242L172 240L171 239H169ZM205 241V240H204ZM203 241V243H205ZM86 244H85V243ZM108 242V241H107ZM110 242H111V240H110ZM119 242V241H118ZM138 242V243H139ZM151 242V241H150ZM163 242V243H162ZM172 242H174V241H172ZM11 243V242H10ZM10 243H9V246L8 247H10ZM43 243H44V241H43ZM74 243V242H73ZM103 243V242H102ZM109 243V242H108ZM127 242H125V244H126ZM5 244V246H6V244H7V242H5L4 243ZM48 245V243H45V245ZM50 244V243H49ZM81 244H84V246H87V245H89V246H87V247H85L86 249H81L80 247H83L84 248V246L83 245H81ZM91 244V245H92ZM104 244H105V242H104ZM118 244V243H117ZM120 244V243H119ZM122 244V243H121ZM120 244V245H121ZM140 244V245H141ZM176 244V243H175ZM13 245V244H12ZM66 245V244H65ZM101 245V246H100ZM111 245H113V246H115L116 244H112L111 243ZM111 245H109V246H107V243H106V248L107 247H109V248H107L108 250L112 247ZM120 245H118V246H120ZM124 245V244H123ZM135 245V244H134ZM133 245V246H134ZM170 245H173V244H170ZM169 245V246H170ZM204 245V244H203ZM4 246V247H5ZM80 246V247H79ZM94 246L96 247V248H94ZM111 246V247H110ZM126 246V245H125ZM129 247V249H127L128 247ZM127 246H126V248L124 247V246H122V247H124L125 249H127L128 250V252H127V250H125L127 253H129V250H130V246L131 245H129L128 243H127ZM132 246V247H133ZM137 246H139V245H137ZM153 246V245H152ZM152 246H151V248H152ZM167 247H168V245H166ZM166 246H164L165 248H166ZM174 246V245H173ZM49 247H51V246H49ZM71 247V248H70ZM77 247H79L80 249H78ZM121 247V246H120ZM120 247H119V249L118 250H116L117 252H119V253H117V252H115L114 250L116 249V247L113 249V248H111L110 250H113L114 252H115V254L117 253V255H119V254H122V253H124L123 251L122 252H120L121 250H120ZM132 247H131V251L133 250L132 249ZM136 247V246H135ZM139 247H141V246H139ZM138 247V248H139ZM143 247H144V245H143ZM144 247V248H145ZM156 247V248H157ZM176 246H174V248H175ZM10 248H12L13 249V246H11ZM10 248H8V249H10ZM75 249V250H73V249ZM103 249V250H105L107 253H109L110 252V254H111V252L112 251H109L108 252V250L107 249ZM150 248V247H149ZM148 248V250H146L145 252H147V251H149L150 249ZM154 248L155 247H153V250H154ZM155 248V251L157 250ZM164 248V249H165ZM171 247H168V249L167 250H169ZM173 248V247H172ZM6 249V248H5ZM12 249H10L11 251H12ZM50 249V248H49ZM163 249V247H162V251H167L166 249L164 250ZM176 249V248H175ZM174 249V250H175ZM9 250V251H10ZM90 250V251H91ZM95 251V252H98V251ZM123 250V249H122ZM144 250V249H143ZM143 250H140V248H139V250H138V252L140 251V253H142L141 255H142V257L140 256V258H143V256H144V258L146 259V255H149V254H145L144 253V251ZM159 251H161V248H159L158 249ZM157 250V252H153L154 253V255H152L151 256V258H150V255L148 256L149 258H147L148 260H146L147 261V263L146 262H144V263H146V264H153V262H151V260H152V257L153 256H155V255H157V254H159V255H162V254H165L166 255V252L165 253H163L162 251V254L161 253H158L159 251ZM90 251H88L89 252V254L87 253V251H85L86 252V254H88V256L91 254V256H94V255H92V252L90 253ZM104 251V252H105ZM130 251V252H131ZM136 251V250H135ZM152 251V250H151ZM169 251H171L170 252V254L172 253H174V251L171 249V250H169ZM173 251V252H172ZM3 252H4V249H3ZM61 252V253H60ZM80 252V251H79ZM78 252V253H79ZM94 252V251H93ZM94 252V253H95ZM102 250H101V253H99V255L100 254H102V253H104ZM134 252V251H133ZM137 252V253H138ZM150 252V251H149ZM176 252V251H175ZM181 252V254H180V256H182V257H180L179 255V257L180 258H176L177 260L179 259H181L182 260V258L183 259H186L185 261H187V263H185V264H189V261H188V258L186 257V253H185V250H183V253H182V251H180ZM78 253H76V259H77V261H78V258H77V254ZM107 253H105L106 255H107ZM113 253V252H112ZM132 253V252H131ZM148 253V252H147ZM155 253H157V254H155ZM167 253H169L168 251H167ZM7 254H9L8 252H7ZM110 254H108L109 256H110ZM125 255H126V253H124ZM123 254V255H124ZM134 254V253H133ZM167 255V259H169V257L170 258H172V255ZM174 254H175V256H174ZM173 254V256L174 257H176V253H174ZM58 255V256H59ZM64 255V254H63ZM84 255V256H83ZM96 256H97V253L95 254ZM113 255V256H112ZM111 256L113 257L112 259H113V261H114V263L113 262H111L112 264H115V262H116V264H124V262H126L125 260H128V257H129V255H131L130 253H129V255H128V257H127V259H125L126 257H125V255H124V257L122 256H120V259L121 258H123V260L121 259V261H123L122 263H121V261H120V259H119V256H117V255H114V253L112 254ZM139 255V254H138ZM159 255H157V256H159ZM165 255H162L163 256V258L165 259ZM82 256V257H81ZM96 256H94L95 258H96ZM101 256V258H103V257H105V259H107V258H111V257H107V256H104L103 254L102 255H100ZM100 256H98V257H100ZM132 256H134V255H132ZM137 256V255H136ZM156 256V257H157ZM161 256V257H162ZM165 256V257H164ZM185 258H184V257ZM61 257V256H60ZM59 257V259H62V258H60ZM67 257V258H66ZM74 257V258H75ZM90 257V256H89ZM89 257L87 258V257H85L86 259H88L87 261H89V260H93V262H95V260L96 259H92V258H94V257H90V259H89ZM97 257V258H98ZM173 257V258H174ZM73 258V257H72ZM71 258V259H72ZM100 258V259H101ZM130 258V257H129ZM136 258V257H135ZM159 258V257H158ZM199 258H201V256L199 257ZM76 259H75V261H76ZM84 259V258H83ZM85 259V260H86ZM100 259H97L98 261L100 260ZM104 259V260H105ZM134 259V258H133ZM133 259H131L130 261L132 262V263H134V264H136L135 262H133L132 260ZM154 259V258H153ZM159 259H162V258H159ZM203 259V258H202ZM200 259V260H198V262H197V264H207L208 263V259L206 260V261H204L205 259ZM69 260H70V258H69ZM84 260V261H85ZM97 260H96V262H97ZM102 260V259H101ZM100 260V261H101ZM103 260V261H104ZM135 260V259H134ZM155 260H157L158 261V259L157 258H155ZM172 260V259H171ZM178 260V261H179ZM181 260H180V262H181ZM60 260H59V262H61ZM73 263H74V261L73 260H71ZM97 262V263H100V264H103L102 262ZM108 261H110V260H108ZM136 261H138L139 263H141L140 261H142V260H139V259H137ZM145 261V260H144ZM156 261V262H157ZM165 261V260H164ZM168 261H170V260H168ZM167 261V262H168ZM184 260H182V262L180 263H178L177 262V264H182L183 262H185ZM69 262V263H68ZM79 262H77V264L79 263ZM83 262V261H82ZM90 262V261H89ZM89 262H88V264H89ZM128 262H129V260L125 263V264H128ZM129 263V264H132V263ZM159 262V261H158ZM73 263H71V264H73ZM85 263H87L86 261H85ZM108 262H106L105 264H107ZM144 263H142V264H144ZM176 263V262H175ZM61 264V263H60ZM75 264H76V262H75ZM90 264H92L91 262H90ZM95 264V263H94ZM109 264V263H108Z\"/></svg>",
	"mask_w": 264,
	"mask_h": 264
}]
</instances>
